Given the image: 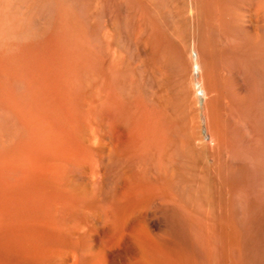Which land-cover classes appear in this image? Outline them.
Listing matches in <instances>:
<instances>
[{
  "label": "bare ground",
  "instance_id": "6f19581e",
  "mask_svg": "<svg viewBox=\"0 0 264 264\" xmlns=\"http://www.w3.org/2000/svg\"><path fill=\"white\" fill-rule=\"evenodd\" d=\"M103 1V0H102ZM111 0H109V2H110ZM121 1V0H120ZM120 1L118 0V2L120 3ZM130 1H132V0H127L126 2L124 1V5L126 6V3H128L127 5V9L129 10V3H130V5H131V2ZM136 1V0H135ZM134 1V2H135ZM161 1H164V2H161ZM91 2H93V0H91ZM95 2H96V0H95ZM114 2H116V1H113V3L111 2V4H112V6L114 7ZM90 3V0H0V264H31L32 263V259H33V256H32V254H33V250H34V248H38V247H40L41 246V248L43 247V244L45 243V241H46V238H48V236H47V229H46V225H45V217H44V204H43V197H44V195H45V193H46V190H47V187L50 185V184H52L53 182H55L56 184H57V188H58V190L59 191H61V192H66V193H71V195L73 194L74 195V198H76V196L77 197H79V196H85V197H88V196H86V195H88V193L89 192H91L90 190V187H89V180L90 179H92V181L94 182V179H93V177H91V176H93L92 175V171H94L95 169L94 168H96L97 170H99L100 172L99 173H101V167L99 168L98 166V163L100 164V162H97L98 161V159H96L95 160V156H93V154L92 153H96V154H98L101 158H102V160L104 161V160H108V162L110 163L111 161H109V159H110V153L111 154H113V152H114V150H116L115 148H114V150H112L111 149V147H112V145L114 144V141H113V144L111 145V144H109V142L111 141V139H113V138H115L116 136H111L112 135V133L108 130V128L109 127H107L106 128V131L104 132L103 130H102V132H101V128H100V125H102L103 123L105 124L106 123V121L108 120V119H106V121L105 122H103L104 121V119H103V121H101V113H103V110H105L104 108H106V107H103V106H105L107 103H110L111 104V101L110 102H108L110 99H109V97H113V95H115V93L113 94V92H115V90L112 92V96H111V94H104V93H101L100 95H98L100 92H102V91H104V90H102L101 89V91H100V88H101V86H99L98 87V85L99 84H97V85H95V83H99V81H98V78H100L102 75H99V76H95L94 74H92V75H94V76H92V80H89L88 78L87 79H85V77H84V80H88L89 82H87L86 84H88V83H90V84H88L86 87L85 86H82V88L83 89H81V86L79 87V85H81V84H79V83H82V82H80L81 81V77H83V75L85 74H88V72L90 71H92V72H95L94 70L96 69H93L94 67H92V69L91 70H89V71H87L86 69H84V70H86L85 72H87V73H85L84 71L82 72L83 73V75H81V74H79V72L81 71L80 69H81V63H80V57H81V55L82 54H80L79 55V45L80 44H84L85 42L83 41V43L81 42V40H80V44L79 45H77L78 44V41H77V44L75 45V48H74V46H73V43H72V41H71V39L70 38H72L73 37V35H75V37L76 36H78L79 34H81V31H80V33L77 35V34H72L71 35V33L72 32H77L76 30H75V28L77 27L76 26V24H79V22H77L78 21V19H79V17L77 18V15H79L80 14V12H79V14H77V11L78 10H80L79 8L83 5V10L84 9H86V7L84 8V6H85V4H89ZM97 3V2H96ZM94 4L95 5V7L98 5V3L97 4ZM102 3H105L104 1L102 2ZM106 3H108V0H106ZM121 3H122V1H121ZM120 3V4H121ZM136 3H139L137 6H135L136 7V10H137V7H138V13L135 11V15H137L136 17H134V15H133V17L134 18H138V25L136 24V27L138 28V34L140 35V37L142 38V43H143V50H144V56H143V59H142V61L140 60V63H138L139 64V67L141 68V70L139 69L138 70V68L139 67H137V72H135L136 70H135V67L137 66V65H135L134 66V74H138V76H139V80H135L136 82H138V84L140 83V87L139 88H141V89H139L138 87V89L139 90H141V93L140 94H138V97L142 94V98H141V100H139L140 102H139V105L137 104L136 106L138 107L139 106V108L138 109H136L135 107V110H140V115H137V116H140V118H139V120H136L137 119V116L135 117L134 116V114H137V112H135V110L133 109V106L131 105L132 104V102H130L129 101V104H130V106H132V109L133 110H130V111H134V112H131V113H129V110H128V112L127 111H125V109L123 110L122 109V107L124 106L123 104H125V106H127L126 105V99L124 100L123 99V101H125V102H120L119 103V101L121 100V98H123L122 96L120 97V96H118L119 94H117L118 93V91H117V93H116V95H115V98H116V96L119 98V101L117 102V104H118V107H120L121 106V104L123 105V106H121L120 107V109L119 108H116V106H117V104H116V102H114V101H117L118 100V98H116V100H115V98L113 97L112 98V100H114L112 103L114 104V106H115V109H113L114 110V112H115V110L117 109V110H122V112H121V114L123 113V115H122V117L124 116V118L129 114L130 116H133L132 118H134L135 120H136V122H134V124L132 123V120L133 119H130V117L127 119V117L125 118V119H127L126 121H129L130 120V122L129 123H131V125L132 126H134V125H136L135 126V129L137 128L138 129V127H140L139 129L140 130H137V131H139L138 132V134H140V139H139V143L135 140V138H133V131L131 132L132 134H129L130 133V129L128 130V136L131 138V136H132V141H133V139H134V141H136L139 145H140V147H136V143L133 141V143H132V148L131 147H129V148H127V149H129V153H131V155L137 150V149H139L138 151H139V153L141 154L143 151H144V153H143V155H144V158H142V161L141 162H145V163H147V162H149V164L151 165V163L150 162H152V164L154 165V164H156L155 162H153V161H147L146 162V160H147V158L145 159V157H147V154H146V152L145 151H147V153H148V149H149V147H151V145H149V143L150 144H152L154 141L153 140H155V141H157V139H156V137H160V138H163V137H170V138H172V136H169V134L171 135V133H175L176 132V134H174L175 135V138H176V136L178 135L177 133H178V131H179V133H180V136H179V138H178V140H176L174 137V139L173 140H171L170 141V139H168V138H164L163 139V142H161V143H163L162 145L160 144V141L158 142V145H160L162 148H163V145L165 144V148H166V145H167V142H169V147H167L166 149H168L169 148V150L171 151L170 153H168L167 155H166V151H168V150H166L165 151V148L164 149H160L159 147H157V146H154L155 145V143H153L152 144V147H156L155 149L156 150H154V151H152V148H150L151 150H150V152L152 151V152H155V151H157V152H159L158 150L160 149V152L163 154H165V156H167L166 158H164V161L162 160L163 159V157H165V156H163L162 157V154L161 153H159L160 155H157V161L159 162V165L161 164L162 165V163H164V165L163 166H161V167H157L156 165L155 166H152V168H153V170H154V172H156V174L153 176V179L155 180H159V182L161 181L162 183H164V185H166V186H168L173 192H174V195H173V197H176L181 203H183V205L185 206H191V208H192V210H193V205H197V202L198 201H200V202H202L201 200H202V198H203V193L205 194V192H203L206 188H204V190H203V186H202V183H203V181H202V183L200 184V179L197 177V175L199 174V177H200V175H202V173L200 174V172L199 173H197L199 170H197V166H199V165H197L200 161H199V159L202 157V154L203 155H206V157H208L209 156V158L210 159H212V162L215 164V166L217 167V172L215 173V171L214 172H212V170L214 169V168H212V170H211V172L214 174L215 173V175H217V177L219 178V175L221 174V172L222 173H224L225 174V176H226V179L227 180H229L228 182H233V183H238V181H240L239 179H237V175H239L240 174V172L242 171V169L240 168V167H237L236 166V162L237 161H235V166L236 167H233L232 165H230L231 163H233V162H231L230 164H227V162H226V160H227V157H228V155H229V152H231V145H232V138H234V137H232V135H231V131L230 130H232V129H230L229 128V124H230V122H228V120L230 119V118H232V121H233V116H236V117H234V119L235 118H237V119H239V120H243L244 122H247V123H245L246 125L247 124H249L250 122V124H252V126L254 127V125H253V121H252V118L253 117H257V114H255L256 112H257V110H256V112H255V109H256V107H255V104H256V101L260 98V97H263L264 96V76H263V74H264V72H263V69H262V73L261 72H259V74H256V75H260V73L262 74L261 76H262V78L263 79H261L260 81L261 82H257V84H260V86H262L261 87V89H262V91H261V93H259V92H257L258 90H256V87H257V84H256V86H255V80H254V78H252V77H254L255 76V74L253 75V71H256V70H260L259 68H256V70L254 69L251 73H250V75H251V78L250 77H248V76H246L245 75V73H246V70L247 71H249L250 69H249V67L252 65V64H254V63H256L255 61H254V63H252V64H250V66H248L247 67V61L248 60H243V62H245V64L244 65H242V64H240L241 65V67L243 66H246L247 68H245V69H242V71L244 70L245 71V73H244V75H242L241 73H240V70H239V68L237 67V66H235L237 63H236V60H237V58L238 57H236V60H235V62H234V57H235V53L237 52V48H235L236 49V52H235V49L234 50H231V48L230 47H232V46H230L229 44H230V41H233V42H235L236 44H237V46H234V47H238L239 45L241 46L242 44L244 45L245 43H249V45L250 46H252L251 48H253V50H254V53H253V56H252V59L254 58V60H256V61H258V62H264V0H140V1H137ZM99 4L102 6V4H101V0H100V2H99ZM110 4V3H109ZM110 4V5H111ZM116 4H117V2H116ZM100 5H98V6H100ZM105 5L106 4H103V7L104 8H100L101 9V11H102V14H103V12L105 11ZM109 5V6H110ZM123 5V7H125ZM90 6H91V4H90ZM98 6L96 7L97 8V10H98ZM111 6V7H112ZM116 6L117 5H115V8H116ZM121 6V5H120ZM132 6V5H131ZM87 7H89V5L87 6ZM93 7V6H92ZM110 7V8H111ZM119 7V6H118ZM122 7V6H121ZM120 7V8H121ZM122 7V8H123ZM133 7V6H132ZM132 7H130V12H131V9L133 10V13H134V9L132 8ZM82 8H81V11H82ZM90 8V7H89ZM96 8H93V9H95L96 10ZM108 9H109V7H107ZM100 9H99V11H100ZM102 9H104V10H102ZM107 9V10H108ZM112 9H114V8H112ZM112 9H109V10H111L112 11ZM116 9H118V8H116ZM127 9H126V11H127ZM87 10H88V8H87ZM94 10V11H95ZM106 10V11H107ZM84 11H86V10H84ZM92 11V10H91ZM111 11H109L110 13H111ZM117 11V10H116ZM83 12V11H82ZM93 12V11H92ZM108 12V13H109ZM118 12V11H117ZM119 12H122V10L121 11H119ZM123 12H125V11H123ZM129 12V13H130ZM87 13H88V11L86 12V15H87ZM107 13V12H106ZM126 13H128V12H126ZM137 13V14H136ZM84 13H82L81 15H83ZM90 15H91V13H89ZM93 14V13H92ZM99 14V13H98ZM101 14V13H100ZM99 14V15H100ZM104 14H105V12H104ZM114 14H118V13H114V11H113V13L111 14V16H114ZM86 15H84L83 17H85ZM125 15H127V14H125ZM131 15L132 14H130L129 15V19H126V21L127 20H130L132 17H131ZM89 16V15H88ZM94 16V15H93ZM92 16V17H93ZM96 16V15H95ZM106 16H108V18H111V16H109V14L108 15H106L105 14V19L106 20H108V18H106ZM83 17H82V19H83ZM90 17V16H89ZM91 17V18H92ZM97 17V16H96ZM99 17V16H98ZM101 17H102V15H101ZM103 17H104V15H103ZM114 17H116V18H118V15L117 16H114ZM121 17H122V14H121ZM131 17V18H130ZM91 18H90V20H91ZM94 18V17H93ZM126 18H128V15H127V17ZM63 19H65V20H63ZM85 19V18H84ZM89 19V18H88ZM88 19H86V20H88ZM95 19V18H94ZM98 19V18H97ZM102 19V18H101ZM100 19V20H101ZM90 20H89V22H90ZM103 20V19H102ZM113 20H114V18H113ZM116 20H118L117 21V24H115V25H117V29H116V26L114 27L116 30H114V31H119V29H120V26H121V24H120V26H119V23H120V21H119V19H116ZM122 20V19H121ZM137 20V19H136ZM135 20V21H136ZM82 21H85V20H82ZM93 21V20H92ZM91 21V22H92ZM97 22H98V20H96ZM104 21V20H103ZM135 21L132 23V24H135ZM77 22V23H76ZM89 22H88V24H89ZM95 21H93L92 23H94ZM100 22V21H99ZM102 22V21H101ZM111 22V19H110V21H109V23ZM115 22V21H114ZM114 22H111V23H114ZM119 22V23H118ZM123 22L126 24V23H128V22H125L124 20H123ZM130 22H132L131 20H130ZM137 22V21H136ZM68 25H67V24ZM82 23V22H81ZM85 23V22H84ZM83 23V24H84ZM108 23V24H109ZM116 23V22H115ZM159 23H161V24H163L164 25V27H165V30H166V32L164 33V31H163V29H164V27H163V25H161L162 26V31H163V37L161 36L160 38H163L164 39V41H165V39L167 38V40H168V36H171V37H174V39L176 40V38L178 39L177 41H179V43L180 44H178V42H177V44H178V46L180 45V48L178 49L179 50V55H178V57H176L175 59H176V62L174 61V60H172L171 62H173L172 63V66H175V68L174 69H171V68H169L168 67V63L165 61V59L163 58V56L165 55V57H167V56H169V55H171V57H172V55L174 54L175 55V50L176 49H173L174 50V52H172L171 50V52L173 53V54H171V53H169V50L168 49H166L165 47H163V49L165 48L166 50H168V52L167 53H165L164 55L162 54V52H161V54L163 55H159V51H161V50H159L158 48H160L159 47V44L161 43V42H159V40L157 41V43H159L158 44V48L155 46V40L156 39H159V36H157V35H160L159 33L161 32H159V29L158 28H160L159 26H158V24ZM91 24V23H90ZM89 24V27L91 26ZM95 24H97V23H95ZM101 25L102 24H105V23H100ZM124 24V26L126 27L128 24L130 25L129 27H131V24L130 23H128V24H126L125 25ZM64 25H66L65 27H64ZM93 26H94V24H92ZM80 27L81 26H83V25H79ZM105 26V25H104ZM107 26V27H106ZM106 26H105V28H109L108 27V25H107V22H106ZM110 26V25H109ZM112 26V25H111ZM132 26H134L135 27V25H132ZM67 27V28H66ZM95 27H97V25H95L94 26V29H97V28H95ZM100 27V26H99ZM103 27V26H102ZM101 27V28H102ZM119 27V28H118ZM125 27H122V28H125ZM129 27L128 28H125V32L126 31H128V29H129ZM133 27V28H134ZM135 27V28H136ZM84 28V27H83ZM82 28V29H83ZM85 28H86V25H85ZM91 28V27H90ZM112 28H113V26H112ZM136 28V29H137ZM81 29V28H80ZM93 29V30H94ZM104 29V28H103ZM103 29H98V30H103ZM127 29V30H126ZM131 29V28H130ZM75 30V31H74ZM77 30H78V28H77ZM84 30V29H83ZM89 30H91V29H89ZM108 30H110V29H108ZM124 30V29H123ZM123 30H121L122 32H123ZM134 29H132V31H133ZM161 30V29H160ZM85 31H88L87 29L85 30ZM85 31H83L84 33H86ZM92 31V30H91ZM107 31V30H106ZM117 31V32H118ZM79 32V31H78ZM77 32V33H78ZM82 32V33H83ZM95 32V31H94ZM93 32V33H94ZM96 32L98 33L99 31H97L96 30ZM108 32V31H107ZM120 32V31H119ZM87 33H89V32H87ZM91 33V32H90ZM113 33V32H112ZM129 33L130 32H128L127 34L129 35ZM133 33V32H132ZM99 34H101V33H99ZM117 35L119 34V33H116ZM122 34V33H121ZM126 34V35H127ZM134 34V36H135V33H133ZM83 35V34H82ZM96 35V34H95ZM104 35V34H103ZM120 35V34H119ZM119 35L117 36V38H120V37H123V36H126V35H124V33H123V35L122 36H120L119 37ZM139 35H137L136 34V36L137 37H139ZM162 35V34H161ZM165 35L167 36V37H165ZM69 36V37H68ZM85 36H88L89 37V35L88 34H85ZM91 36V35H90ZM93 36V35H92ZM91 36V37H92ZM98 35H96V37H97ZM101 36V35H100ZM108 36V35H107ZM106 36V37H107ZM112 36V35H111ZM116 36V35H115ZM136 36H135V38H136ZM94 37V36H93ZM92 37V38H93ZM96 37H94V40H95V38ZM128 37V36H127ZM130 37V36H129ZM158 37V38H157ZM176 37V38H175ZM68 38V39H67ZM79 38H81V37H79ZM98 38L100 39V37H97L96 39L98 40ZM114 37H112V39H113ZM141 38H139V40L141 39ZM75 38H73L72 40H74ZM81 39H83V38H81ZM91 38H89L88 39V41L90 40ZM106 39V38H105ZM115 39V38H114ZM127 39V38H126ZM137 39V38H136ZM84 40H85V38H84ZM97 40H95V41H97ZM101 40H103V39H101ZM122 40H124V39H122ZM122 40H121V42H122ZM128 40H129V38H128ZM130 40H132V37H131V39ZM134 40V39H133ZM138 40V39H137ZM137 40H135L136 42H137ZM161 40V39H160ZM173 40V39H172ZM174 40V41H175ZM76 41V39L74 40V42ZM85 41H87V40H85ZM93 41V40H92ZM91 40H90V42H92ZM94 41V42H95ZM100 41V40H99ZM108 41V40H107ZM112 41V40H111ZM111 41H110V43H111ZM135 41H133V42H135ZM170 41V40H169ZM101 42V41H100ZM117 42H119V41H117ZM116 42V43H117ZM125 42L127 43V40L126 41H123L122 42V44L124 43V46H125ZM129 42V41H128ZM135 42V43H136ZM232 42V43H233ZM108 43V42H107ZM171 43V42H170ZM175 43V42H174ZM86 44H87V42H86ZM88 44H90V45H92L91 43H88ZM95 44V43H94ZM93 44V45H94ZM97 44H99L98 45V47L99 46H101L100 44L101 43H99V42H97ZM112 44V43H111ZM111 44L109 45V46H111ZM118 44V43H117ZM121 44V43H120ZM121 44V45H122ZM130 45H128L129 47L133 44H131V41H130V43H129ZM163 44V43H162ZM165 44V43H164ZM167 44H169L168 43V41L166 42V45ZM171 44H173V43H171ZM89 45V46H90ZM113 45V44H112ZM136 45H137V43H136ZM135 45V46H136ZM157 45V44H156ZM233 45H234V43H233ZM243 45L241 46V47H239V48H242L243 47ZM79 47L78 48V50L76 49V47ZM82 46H84V45H82ZM127 46V47H128ZM135 46H134V44H133V49L135 50ZM137 46H139V45H137ZM137 46H136V48H137ZM154 46L156 47V52H154ZM162 46V45H161ZM164 46V45H163ZM167 46H169V45H167ZM173 47L175 46V45H172ZM248 46V45H247ZM86 47V46H85ZM84 47V48H85ZM108 47V46H107ZM120 47H122V46H120ZM126 47V46H125ZM125 47L124 48H122V49H125ZM65 48H66V50H65ZM93 48L94 49H96V47H93V46H91V49L93 50ZM131 48V47H130ZM139 48V47H138ZM137 48V50H139ZM162 48V47H161ZM169 48V47H168ZM170 48H171V46H170ZM175 48H176V46H175ZM86 49V48H85ZM97 49H99V48H97ZM102 49V48H101ZM141 49V48H140ZM64 50H65V52H64ZM82 50V49H81ZM80 50V51H81ZM89 49H87V51H88ZM116 50V49H115ZM130 49L129 48H127V52L129 51ZM132 50V49H131ZM133 50V51H134ZM137 50H135V51H137ZM143 50H141V51H143ZM157 50H159L158 52L159 53H157ZM240 50V49H239ZM238 50V51H239ZM246 50V49H245ZM252 50V49H251ZM86 51V50H85ZM87 51H86V55H88L89 53H87ZM90 51V50H89ZM88 51V52H89ZM99 51V50H98ZM97 51V52H98ZM101 51V50H100ZM112 51H114V50H112ZM119 51H120V49H119ZM124 51V50H123ZM135 51H134V53L133 52H131L130 51V53L132 54V56H133V58L135 59V57H134V55L137 53H135ZM140 51V50H139ZM163 51V50H162ZM165 51H163V52H165ZM241 51V50H240ZM247 51H248V47H247ZM79 52V53H78ZM93 52V51H92ZM109 52V51H108ZM126 52V53H127ZM244 52V51H243ZM250 52H252V51H250ZM82 53V52H81ZM94 53H96V52H94ZM93 53V56H91L92 58L94 57V54ZM99 53H101V52H98L97 54V57H99ZM103 53V52H102ZM126 53L124 54V55H126ZM129 53V52H128ZM127 53V54H128ZM140 53V52H139ZM177 53V52H176ZM240 53V52H239ZM238 53V54H239ZM246 53H248V52H246ZM104 54H106V53H104ZM104 54H102V55H100L101 57L102 56H104ZM121 54H122V52H121ZM168 54V55H167ZM241 54H242V51H241ZM83 55H85V52H84V54ZM90 55H92V54H90ZM108 55V54H107ZM107 55H105V58H104V60L106 61V56ZM111 55V54H110ZM123 55V56H124ZM167 55V56H166ZM173 55V57L171 58V59H173L175 56ZM244 56H243V58L242 59H244V57H245V52H244V54H243ZM247 56H248V54H246ZM250 56H251V54H249ZM89 56V55H88ZM119 56V55H118ZM128 55H126V57H127ZM130 56V55H129ZM132 56H130V57H132ZM137 56L139 57V55H138V53H137ZM136 56V57H137ZM177 56V55H176ZM245 57V58H248V57ZM97 57H94V58H96V59H98ZM100 57V58H101ZM110 57V56H109ZM114 57V56H113ZM141 57V56H140ZM240 57V59H241V56H239ZM118 58V57H117ZM125 58V57H124ZM128 59H129V57H127ZM132 58V59H133ZM168 58L169 57H167L166 58V60H168ZM251 58V57H250ZM83 60H84V62H85V56H84V58H82ZM88 59V58H87ZM89 59H90V57H89ZM88 59V60H89ZM95 59V60H96ZM111 59V58H110ZM128 59H124V60H128ZM133 59V60H134ZM137 59V58H136ZM139 59V58H138ZM137 59V61H136V63L139 61ZM141 59V58H140ZM249 59V58H248ZM82 60V61H83ZM93 60V59H92ZM104 60H102V61H104ZM121 60H123V57H122V59ZM121 60L118 62V63H120L121 62ZM130 60V59H129ZM232 60V61H231ZM239 60V59H238ZM91 61V60H90ZM89 61V62H90ZM98 61V60H97ZM104 61V62H105ZM108 61H110V60H108ZM130 61H132V60H130ZM135 61V60H134ZM250 61V60H249ZM253 61V60H252ZM88 61H86V63H87ZM88 62V63H89ZM96 62V61H95ZM101 62V61H100ZM103 62V64L105 65V63ZM114 62V60L112 61V63ZM127 62H129V61H127ZM231 62H232V64H231ZM257 62V63H258ZM97 63H99V62H97ZM108 63V62H107ZM111 63V64H112ZM117 63V64H118ZM135 63V64H136ZM151 63H154V70L152 69V67H150V65H151ZM175 63V65H173ZM233 63H236V64H233ZM238 63H239V61H238ZM79 64H80V67H79ZM84 64V63H83ZM91 64V63H90ZM99 64H101V63H99ZM109 65H110V63H108ZM107 64V65H108ZM117 64H113V67L116 65V67H118V68H120L121 67V65H122V68H123V64H121L120 66L119 65H117ZM124 64H126V62L124 63ZM130 64H131V62H130ZM133 64V63H132ZM141 64V65H140ZM170 64V63H169ZM94 66H96L95 65V63L93 64ZM92 65V66H93ZM98 65V64H97ZM104 65H100V67H104ZM108 65V66H109ZM128 65H129V63H128ZM134 65V64H133ZM132 65V66H133ZM171 65V64H170ZM240 65H238V66H240ZM256 66L258 65V64H255ZM263 65V64H262ZM261 65V66H262ZM83 66V65H82ZM88 66H91V65H88ZM85 67V64H84V66L83 67H85V68H89V67ZM127 66V65H126ZM153 66V65H152ZM264 66V65H263ZM82 67V68H83ZM99 67V65H98V68H100ZM112 67V68H113ZM129 67V68H128ZM171 67V66H170ZM257 67H259V66H257ZM111 68V69H112ZM118 68H117V70H116V68L114 67L112 70L113 71H118ZM126 69H122L123 70V72H125V70H126V72H127V74L125 75V76H128V74H131L133 71H132V69H131V66H127V67H125ZM131 69V71H127L128 69ZM150 68L153 70V72H152V74H153V77H154V79H152V81H154L153 82V85H151L152 87H150V84H151V78H152V76H151V74H150ZM173 68V67H172ZM261 68V67H260ZM264 68V67H263ZM78 69L80 70L79 72H78ZM108 68L106 67L105 68V71L103 72V69L101 68L100 70H99V72H101V70H102V73H106L108 70H107ZM110 69V68H109ZM121 69V68H120ZM119 69V70H120ZM111 70V71H112ZM110 71V72H111ZM113 71L111 72L112 74H114L113 73ZM258 71H257V73H258ZM109 72V71H108ZM97 73H98V71H97ZM119 71H118V76H119ZM247 73H249V72H247ZM246 73V74H247ZM121 75H122V73H120ZM124 74V73H123ZM81 77H80V76ZM90 74H88V76H89ZM97 75V74H96ZM249 75V74H248ZM249 75V76H250ZM107 76V77H106ZM106 76H103V78H104V81H101V83H100V85H102V82L104 83L105 81H107L106 79H108V75H106ZM109 76H110V73H109ZM114 75H111V79L110 80H112ZM116 77H117V74L115 75ZM124 76V75H123ZM123 77L122 78V76H120V78H121V80L123 81V80H125L124 78H128V77H130V75L128 76V77ZM134 76H136V75H134ZM134 76L133 75H131V77L130 78H128V80L129 79H132V80H134V79H136V78H134ZM138 76H136V77H138ZM151 76V77H150ZM261 76H259V78L261 77ZM90 77V76H89ZM106 77V78H105ZM134 79H133V78ZM256 77V76H255ZM80 78V79H79ZM119 77L117 78V79H120ZM91 79V78H90ZM101 79H102V77H101ZM114 79H116V78H114ZM138 79V78H137ZM80 80V81H79ZM131 80V81H132ZM259 80V79H258ZM92 81H93V84H92ZM97 81V82H96ZM115 81V80H114ZM121 81V83H123ZM126 81V80H125ZM110 82H111V85L110 86H112L113 84H112V81H109L108 80V82H107V84H110ZM128 81H126V85L127 84H129V83H127ZM130 82V81H129ZM133 82V81H132ZM132 82H130V85H129V87L130 88H132L131 86H133L134 84H132L131 85V83ZM117 83H120V81L119 82H117ZM135 83V82H134ZM84 84H85V82H84ZM85 84V85H86ZM124 84H125V82H124ZM199 85V87H196V85ZM83 85V84H82ZM89 85H90V87H89ZM93 85V86H92ZM94 85L96 86L95 88H94ZM104 86H107L106 85V83H104L103 84ZM115 85H116V83H115ZM122 85V84H121ZM121 85L119 84V86L121 87ZM109 86V85H108ZM114 86V85H113ZM117 86V85H116ZM118 86V87H119ZM123 86H125V85H123ZM123 86H122V88H123ZM135 86V85H134ZM133 86V87H134ZM126 87V86H125ZM96 88H98L97 90V93L98 94H96V92H95V90H96ZM102 88L104 89V87L102 86ZM112 88V87H111ZM130 88H129V90H130ZM137 88H133V89H137ZM257 88H259L260 89V87H257ZM117 89V88H116ZM119 89V88H118ZM117 89V90H118ZM125 89H127V88H125ZM199 89H200V91H201V94L199 93ZM109 90V89H108ZM113 90V89H112ZM111 90V91H112ZM127 91L128 93H131L130 94V96L133 94L134 95V93L135 92H133L132 90H130V91ZM136 91V92H140V91ZM111 91H110V93H111ZM121 91H123V90H120L119 89V92H121ZM125 92V91H124ZM133 92V93H132ZM108 93V92H107ZM126 93V92H125ZM128 93H126L127 95H129ZM104 95V97H103V95ZM120 94H122V93H120ZM102 95V96H101ZM108 95H110V96H108ZM262 95V96H261ZM98 96H100V97H98ZM129 96V97H130ZM102 97V98H101ZM134 97H136V95H134V96H132V97H130V99L132 98V99H136V98H134ZM129 99V98H128ZM127 99V100H128ZM129 99V100H130ZM261 100H262V98H260ZM132 101V100H131ZM260 101V100H259ZM128 102V101H127ZM136 102H137V100H136ZM261 102H263V100L261 101ZM66 104V103H69L68 105H70V106H72V107H74V110H75V114L74 113H72L71 112V114H74V115H72V116H74V119H73V122H72V118H71V114L69 115V117H70V119H68L69 117H67L68 116V114H69V108L67 107V106H65V107H67L68 108V114L66 113V114H64V116L65 115H67L66 117L67 118H64V119H66V121L65 122H67L68 120H71V122L70 121H68L69 122V124L68 125H65V124H67V123H65L64 122V124H61V122H63V114L62 113H65L64 112V110H61V109H64L62 106H63V104ZM133 103H134V101H133ZM110 104H107L108 105V108H109V105ZM67 105V104H66ZM134 105V104H133ZM152 105L154 106V105H156V106H159L160 108H162V110L163 111H161V112H159V110H160V108L157 110V112H159V113H164V112H166V114H163V115H165L164 116V118H160V121H163L162 119H164V122L166 121L165 120V118H167L168 119V117H170V116H168V114L170 113L171 114V112H169L168 114H167V111L165 110L164 111V109H166L167 107H169L170 108V110H171V108H172V110H174V115L177 113V119L178 120H180L178 123L176 122V123H174L175 125L176 124H178L177 125V127H178V129H177V127H175L176 129H177V131H175V129H174V132H171V133H169V134H167V130L168 131H170L171 130V128H170V130H169V128H165L164 129V127L163 126H161V125H164L165 123H163V122H158V118L160 117V115L159 114H157V118L155 117L156 116V114H154L153 116H154V118H156L157 120H155L154 118H153V116H152V114L153 113H156L155 111H154V108H156L155 106L154 107H152ZM258 105V104H257ZM261 105H262V103H261ZM261 105H259V106H261ZM113 105L111 104L110 105V108L112 107ZM129 106V105H128ZM129 106V107H130ZM102 107V108H101ZM150 107H152L153 108V111L150 109ZM67 108H65V109H67ZM106 109L105 111L106 112H109L110 111V116H112L113 115V111H112V109L111 110H109V109ZM112 108H114V107H112ZM124 108V107H123ZM125 108H127V107H125ZM258 108V107H257ZM71 109V111L73 110L72 108H70ZM100 109H102V110H100ZM131 109V108H130ZM157 109V108H156ZM168 109V108H167ZM260 109V108H259ZM263 109V106H262V108H261V110ZM116 110V113L117 112H119V111H117ZM169 110V111H170ZM62 111V112H61ZM101 111V112H100ZM105 111H104V113H105ZM111 111L113 112L112 113V115H111ZM152 111V112H151ZM74 112V111H73ZM99 112H100V115H99ZM126 112V113H125ZM133 113V114H132ZM259 113H262V112H260L259 111ZM263 113H264V111H263ZM106 115H108V113H105ZM104 114V115H105ZM119 114H120V112H119ZM120 114V115H121ZM124 114H127V115H124ZM139 114V113H138ZM254 114H255V116H254ZM103 115V114H102ZM118 115V113L117 114H115V116H117ZM120 115H118V116H120ZM162 115V114H161ZM162 115V116H163ZM166 115H167V117H166ZM261 116H262V114H260ZM264 115V114H263ZM114 115L112 116L113 118L115 117ZM117 116V122H118V119H124V118H120V117H118ZM103 117V116H102ZM107 117V116H106ZM111 117V118H112ZM175 117V116H174ZM172 115H171V118L170 119H173L174 118ZM264 117V116H263ZM104 118H105V116H104ZM107 118H109V116L107 117ZM113 118H112V123H113V125H115V124H117V122L116 123H114L115 121H116V119H114L115 121L113 122ZM261 118V117H260ZM170 119H169V121H170ZM235 120V121H237V123H238V120ZM254 119V118H253ZM62 120V121H61ZM135 120H133V121H135ZM176 120V119H175ZM256 120V119H255ZM258 120V119H257ZM260 120V119H259ZM258 120V121H259ZM125 122L124 120H119V122H120V125H121V122ZM138 121L140 122L139 124H140V126H138L137 127V124H138ZM158 123H157V122ZM169 121H167V123L169 122ZM260 121H262V120H260ZM259 121V122H260ZM119 122H118V124H119ZM122 122V123H123ZM172 122H173V120H172ZM171 122V123H172ZM175 122V121H174ZM240 122V121H239ZM70 123L72 124L73 123V130H72V126H70ZM102 123V124H101ZM107 123L109 124L110 122H109V120L107 121ZM107 123L105 124V125H107ZM112 123H110L109 125H110V128H111V125H112ZM135 123H137V124H135ZM159 123H161V125H159ZM170 123V124H171ZM229 123V124H228ZM242 121H241V123H240V127L242 126ZM257 122H254V124H256ZM262 124L264 123V122H261ZM63 126H66V128L67 127H69L70 126V134H72V132L74 133V140H73V142H71V138L70 137H67V140H70V142L69 141H67L68 143H70V145L69 144H65L66 143V136H67V134L64 132V130L62 131L61 130V125ZM103 124V125H104ZM117 124V125H118ZM125 124V123H124ZM127 124V123H126ZM125 124V125H126ZM138 124V125H139ZM156 124H157V126H156ZM174 124L172 125V127L174 126ZM233 124V123H232ZM235 124V123H234ZM261 124V125H262ZM108 125V126H109ZM113 126L114 128V132H116L117 131V133H118V130L116 129V127L117 128H120V127H118V126H120V125H118V126ZM124 125V126H125ZM130 125V124H129ZM129 125H126L127 127H129V128H131ZM159 125V126H158ZM169 125V124H168ZM167 125V126H168ZM170 125V126H171ZM237 125V124H236ZM238 125H239V123H238ZM245 125V126H246ZM257 125H259V124H257ZM260 125V126H261ZM122 126V129L123 128H125L124 126H123V124L121 125ZM165 130H163L161 127ZM166 126V127H167ZM169 126V127H170ZM235 126V125H234ZM245 126H242L243 128L245 127ZM251 126V125H250ZM103 127V126H102ZM156 127H157V131H160V133H158V132H156ZM231 127V126H230ZM236 127V126H235ZM256 127V126H255ZM262 127V126H261ZM63 128V127H62ZM158 128H161V129H159L158 130ZM248 128V129H247ZM247 128H245L246 129V131H248L249 129H251V128H249V126L247 127ZM259 128V127H258ZM122 129H120V130H122ZM127 129V128H126ZM125 129V130H126ZM132 129V128H131ZM134 129V130H135ZM236 129H237V127H236ZM71 130H72V132H71ZM163 130V131H162ZM234 130V132H235V128L233 129ZM239 130V129H238ZM244 130V129H243ZM261 130H263L264 131V126H263V129H261ZM62 131V132H61ZM67 131V132H68ZM127 131V130H126ZM136 131V130H135ZM136 131V132H137ZM173 131V130H172ZM240 131V130H239ZM242 131V130H241ZM240 131V132H241ZM250 131H252V129L251 130H249L248 131V133H247V140H248V138H251L252 137V134H254V132L252 133H250ZM258 131V130H257ZM111 133V135H110V133ZM113 132V133H114ZM120 133H116L117 135H120L121 134V131H119ZM124 132V131H123ZM135 132V135L137 134ZM165 132V133H164ZM233 132V131H232ZM236 132H237V130H236ZM239 132V133H240ZM244 133H245V130L243 131ZM262 132V131H261ZM261 132H258V134L260 133V135H261ZM63 134V137H64V134H66V136L62 139V134ZM126 133V132H125ZM160 134L159 136H157L158 134ZM167 134L166 136L165 135H163L162 136V134ZM239 133H237L238 135H239ZM244 133L242 134V135H244ZM124 134V133H123ZM235 134V133H234ZM251 134V135H250ZM257 134V135H258ZM114 135H115V133H114ZM127 135V134H126ZM131 135V136H130ZM173 135V136H174ZM256 135V134H255ZM68 136H70V135H68ZM72 136V135H71ZM120 136H124V135H120ZM120 136H118V138H120ZM137 136V135H136ZM136 136H134V137H136ZM245 136V135H244ZM243 136V137H244ZM249 136V137H248ZM251 136V137H250ZM259 136V135H258ZM262 136V135H261ZM261 136H259V138L261 137ZM97 137H99V138H97ZM236 137V136H235ZM257 136H255V138H256ZM264 137V136H263ZM117 138V139H118ZM129 138V139H130ZM240 138V137H239ZM253 138V137H252ZM252 138L250 139V140H252ZM258 138V137H257ZM62 139V140H61ZM97 139V140H96ZM121 139V138H120ZM119 139V140H120ZM235 140H237L236 138H234ZM243 139V138H242ZM261 140L263 139L262 137L260 138ZM64 140V141H63ZM122 140H123V137H122ZM122 140H120V142L122 141ZM131 140V139H130ZM159 140V139H158ZM162 140V139H161ZM166 142H165V141ZM167 140H169V141H167ZM239 140V139H238ZM254 140V139H253ZM125 141H126V139H125ZM153 141V142H152ZM242 141V140H241ZM255 141L256 140H254V142H251V141H249V142H251V143H255ZM64 142V144H62ZM119 142V141H118ZM131 142V141H130ZM129 141L127 142V143H130ZM165 142V143H164ZM233 142H234V140H233ZM243 142H245L246 143V141H243ZM71 143L73 144V145H71ZM112 143V142H111ZM124 143H126V142H124ZM236 143V142H235ZM237 143H238V141H237ZM242 143V142H241ZM244 143V144H245ZM257 143H259V142H257ZM262 143V142H261ZM108 144L109 145H111L110 147H108ZM117 144H119V143H117ZM156 144H157V142H156ZM240 144V143H239ZM64 145V146H63ZM66 145H68L69 147H68V149L70 148V146H72L71 147V149H70V151L67 149V147H65ZM127 145H129V144H127ZM134 145H135V147L137 148V149H135L134 148V150L135 151H132V149H133V147H134ZM167 145V146H168ZM249 144H247V146H248ZM255 145V144H254ZM263 145H264V142H263ZM116 146V145H115ZM129 146H131V144L129 145ZM237 146V145H236ZM243 146V145H242ZM242 146L240 147V148H242ZM245 146V145H244ZM251 146V145H250ZM250 146H249V148H250ZM253 146V145H252ZM260 146L262 147V145L260 144L259 145V148H260ZM124 147V146H123ZM126 147V146H125ZM124 147V148H125ZM176 147H179L180 148V150H179V148H177L176 149ZM255 147V146H254ZM113 148V147H112ZM120 148V147H119ZM141 148H142V151H141ZM232 148L234 149L235 147H234V145H232ZM237 148H239V147H237ZM236 148V149H237ZM244 148V147H243ZM247 148V147H246ZM245 148V149H246ZM256 148V147H255ZM118 149V148H117ZM126 149V148H125ZM146 149V150H145ZM158 149V150H157ZM108 150V151H107ZM162 150V151H161ZM178 151V154L180 155V154H182V153H179L180 151H182L183 152V155H184V157H185V159H183L184 157L183 156H181L180 155V157L183 159L182 160V163H180V165L179 166H177L176 164H178V162L179 161H177V163L175 164V161H173V158L176 156H173V154H174V151ZM244 150V149H243ZM253 150H255V149H253ZM257 150H260V149H257ZM262 150V149H261ZM264 150V149H263ZM120 151V150H119ZM237 150H235V152H236ZM239 151V150H238ZM242 151V150H241ZM245 151V150H244ZM244 151H242V153L244 152ZM249 151V150H248ZM248 151H246L247 153H251L250 151L248 152ZM122 152V151H121ZM127 153L128 151L127 150H125L124 151V153ZM137 152V151H136ZM135 152V153H136ZM149 152V153H150ZM169 152V151H168ZM234 152V153H235ZM259 152H261V151H259ZM117 153V152H116ZM115 152H114V154H115V156L116 157H118V155L116 154ZM128 153V154H129ZM139 153L137 154V155H139ZM231 153H233V152H231ZM238 153V152H237ZM236 153V154H237ZM254 153V152H253ZM252 153V154H253ZM91 154H92V156L94 157V160H93V157H91ZM123 154V153H122ZM150 154H152V153H150ZM155 154V153H154ZM154 154H152L153 156H154ZM176 154H177V152H176ZM252 154H249V155H251V157L250 156H248V157H250L249 159H252ZM256 154H257V152H256ZM258 154H262V153H258ZM257 154V156H258V159H259V155ZM131 155H129V158L131 157ZM137 155H135V156H137ZM142 154H141V156H143ZM151 155V156H152ZM237 155H239V153L237 154ZM245 156V155H247V154H245V152H244V154H241V159H240V157H233V156H236V155H231L232 157V161H233V159H235L236 160V158H238V160H242V156ZM99 156L97 157L96 156V158H99ZM128 156V155H127ZM126 155H125V157H127ZM133 156V155H132ZM140 156V155H139ZM161 157V158H159V157ZM254 156V155H253ZM256 156V155H255ZM256 156V157H257ZM148 157H150L149 155H148ZM176 157H178V155L176 156ZM205 157V156H204ZM206 157H205V161L204 162H206L209 158H207V160H206ZM255 157V158H256ZM263 157H264V154H263V156L261 157L262 159H263ZM90 158H92L91 159V161H90ZM112 158H113V155H112ZM132 158V157H131ZM139 157L137 156V158L136 159H138ZM151 158V157H150ZM154 159H155V156L153 157ZM230 158V159H231ZM245 158H247L246 156H245ZM260 158V159H261ZM115 159V158H114ZM117 159V158H116ZM124 159H126V158H124ZM123 159V160H124ZM136 159H135V161H136ZM143 159L145 160V161H143ZM178 159V158H177ZM248 159V158H247ZM249 159H248V161H249ZM254 159V158H253ZM252 159V160H253ZM258 159H256L257 160V162L258 163H260L261 164V161L259 162L258 161ZM261 159V160H262ZM92 160H93V162L94 161H96L97 163H91L92 162ZM102 160H99V161H101L102 163H103V161ZM119 160H120V163H121V166H122V164L124 165V163L123 162H125V163H127L129 160H131V159H127V160H124L123 162H121V156H120V158H119ZM140 160H141V158H140ZM150 160H152V158L150 159ZM175 160V159H174ZM179 160H180V158H179ZM184 160H185V162H184ZM202 160V159H201ZM244 160V159H243ZM242 160V161H243ZM264 160V159H263ZM131 161H133V160H131ZM139 161V160H138ZM160 161H163V162H160ZM181 161V160H180ZM230 161V160H229ZM240 161H238V162H240ZM241 161V162H242ZM107 162V163H108ZM115 162H116V160H115ZM118 162V161H117ZM137 162V161H136ZM135 162V163H136ZM140 162V161H139ZM140 162V163H141ZM207 162H209V165H210V162L211 161H207ZM206 162V163H207ZM211 162V163H212ZM244 162H247L246 160H244ZM251 162L252 161H250V163L249 164H251ZM253 162H256V161H253ZM256 162V163H257ZM264 162V161H263ZM105 163V162H104ZM108 163V164H109ZM113 163V162H112ZM133 163V162H132ZM134 163V165L136 166H134L133 164H131L130 163V166H134L135 167V170H137V164H135ZM138 163V162H137ZM184 163V164H183ZM201 163H203V162H201ZM212 163V164H213ZM93 164H95V166L96 165H98V166H96V167H93L94 165ZM108 164H102V168H103V171L104 172H108L107 171V167H106V165L108 166ZM114 164L115 163H113V164H111V167L112 166H114ZM139 164V163H138ZM158 164V163H157ZM181 164H183V165H181ZM204 164V163H203ZM208 164V163H207ZM234 164V163H233ZM90 165H92L91 167H93V169H92V171H91V167H90ZM101 165V164H100ZM128 165V164H127ZM146 166V164H143L142 165V167L143 166ZM158 165V166H159ZM202 165V164H201ZM209 165H207V167L209 166ZM251 165H253V164H251ZM257 165H259V164H257ZM256 165V166H257ZM262 165V164H261ZM110 166V165H109ZM108 166V167H109ZM120 166V164H118L117 163V166H116V164H115V166H114V171L116 172V173H118V176H119V171L121 170V168H122V170L121 171H125V170H123V167H121ZM129 166V165H128ZM128 166H126V169H127V167ZM149 165L147 164V167H148ZM203 166V165H202ZM201 166V167H202ZM206 166V165H205ZM244 166H246L247 167V165H244ZM121 167V168H120ZM139 167H141V165L139 166ZM147 167H146V169H147ZM150 167V170L152 169L151 168V166H149ZM201 167H200V169H201ZM210 167H212L211 165H210ZM210 167H209V170H210ZM215 167V168H216ZM249 167H251V166H249ZM253 168H251V170L252 169H254V165L252 166ZM261 167V166H260ZM131 167H129V169H130ZM199 168V167H198ZM203 168V167H202ZM206 168V167H205ZM125 169V168H124ZM128 169V170H129ZM140 169H142V168H140ZM140 169H138L139 171H140ZM146 169H144L146 172L147 171H149V170H146ZM246 169V168H245ZM250 169V168H249ZM248 169V170H249ZM132 172L134 171L133 170V167H132ZM143 170V169H142ZM143 170V171H144ZM203 172H204V170H202ZM201 171V172H202ZM208 171V170H207ZM98 172V171H97ZM97 172H95L94 171V174L95 173H97ZM134 172H137V173H135V174H138V171H134ZM141 172V171H140ZM244 172V171H243ZM252 172H254V170L252 171ZM98 173V174H99ZM124 173L125 172H123V174H120V175H124ZM127 173V172H126ZM254 173H256V171L254 172ZM102 174V173H101ZM105 174V173H104ZM103 174V175H104ZM129 174V172L126 174L127 175V177H129L130 179H129V182H130V180H131V177L134 175V173L132 174V175H128ZM141 174H142V172H141ZM141 174H140V178H141ZM145 174V173H144ZM143 174V177L145 176L146 177V175H149L148 173L146 174V175H144ZM151 174V173H150ZM207 174H210V173H206V175ZM249 174V173H248ZM252 174V173H251ZM262 174V173H261ZM96 175V174H95ZM100 175V174H99ZM98 175V176H99ZM102 175V176H103ZM115 175V173L113 174V176ZM126 175H124L123 177L121 176V180H123V179H125L126 180ZM153 175V174H152ZM250 175V174H249ZM102 176H100V178L101 179H104V177H105V175L103 176V178H102ZM107 176H110V174L108 173V175ZM106 176V178H109V177H107ZM116 176V178L115 179H117V174L115 175ZM135 176V175H134ZM134 176H133V178L132 179H134ZM204 176H205V174H204ZM208 176V175H207ZM206 176V177H207ZM213 176V175H212ZM221 176V175H220ZM240 176V175H239ZM238 176V177H239ZM125 177V178H124ZM136 177V176H135ZM137 177H139L138 175H137ZM136 177V178H137ZM245 177V176H244ZM255 177H257V176H254V178ZM97 178V177H96ZM99 178V177H98ZM119 178V177H118ZM123 178V179H122ZM136 178L133 180V182L136 180ZM148 178V176L144 179V181H146L147 182V179ZM199 179V181H198V179ZM201 178V177H200ZM202 178H205V177H203V175H202ZM208 179L205 181V182H207L208 180H210L209 179V177H207ZM221 178V177H220ZM240 178V177H239ZM246 178H247V176H246ZM249 178V177H248ZM250 178H252L251 176H250ZM249 178V179H250ZM260 178V177H259ZM262 178V177H261ZM99 180L100 182L102 181V180ZM110 179V178H109ZM139 178H137V180H138ZM141 179H143V178H141ZM212 179H213V177H212ZM215 179V178H214ZM256 179H258V177L256 178ZM97 180V179H96ZM111 180H113V178L111 177ZM120 180V178H119V181H121ZM128 180V179H127ZM127 180H126V183H127ZM149 180H151L150 178H149ZM148 180V181H149ZM203 180V179H202ZM104 181V180H103ZM118 181V180H117ZM116 181V182H117ZM139 181H143V180H139ZM139 181H137V186H139L138 185V183H139ZM144 181H143V183H144ZM214 181V180H213ZM219 181H220V179L217 181L218 182V185H219ZM254 181H256L255 179H254ZM257 181H259V180H257ZM262 180L260 179V182H261ZM98 182V181H97ZM112 182V181H111ZM110 182V183H111ZM125 181H123V183H124ZM132 182V181H131ZM132 182V183H133ZM150 182V181H149ZM153 182V181H152ZM152 182L150 183V185L152 184ZM158 181H157V183H159ZM160 182V183H161ZM204 182V183H205ZM212 182V181H211ZM227 182V183H228ZM241 182V181H240ZM243 182V181H242ZM260 182H259V184H260ZM95 183V182H94ZM107 183V182H106ZM109 183V182H108ZM114 183H115V181H114ZM113 183V184H114ZM125 183V184H126ZM142 183V182H141ZM141 183H139V184H141ZM148 183V182H147ZM153 183H155V182H153ZM162 183H161V186H162ZM243 183H245V181L243 182ZM250 183V182H249ZM91 184V183H90ZM102 184H103V182H102ZM121 184V182H119V185ZM124 184V185H125ZM128 184V183H127ZM134 184L135 183H133L132 185L134 186ZM145 184V183H144ZM149 184V183H148ZM208 184H210L209 183V181H208ZM208 184H206V186H207V189H208ZM213 184H214V189H216L217 190V186L215 185L216 183L215 182H213ZM212 184V185H213ZM223 185H224V183H222ZM247 184V183H246ZM256 184H257V182H256ZM92 185V184H91ZM115 185H117V183H115ZM123 185V184H122ZM156 185V184H155ZM159 184H157V186H158ZM163 185V186H164ZM204 185V184H203ZM211 185V186H212ZM233 185V184H232ZM249 185V184H248ZM252 185V184H251ZM102 187H103V185H101ZM110 186V185H109ZM108 186V187H109ZM113 186V185H112ZM118 186V185H117ZM126 186V185H125ZM127 186H131V183L129 184V185H127ZM135 187V188H137V189H139L140 187ZM141 186V185H140ZM145 186H147V184L145 185ZM144 186V188H146ZM152 186V185H151ZM215 186L217 187V188H215ZM229 186V185H228ZM236 186H237V188H238V186L239 185H237L236 184ZM244 186H246V185H244ZM256 186V185H255ZM255 186H254V188H255ZM258 186V185H257ZM256 186V187H257ZM263 186V185H262ZM92 187V186H91ZM94 187V186H93ZM97 187H98V184H97ZM106 187V186H105ZM104 187V188H105ZM107 187V188H108ZM115 187V186H114ZM119 187H122L123 188V186H119ZM128 187V189L130 190V188ZM153 187V186H152ZM159 187V189H161V187L160 186H158ZM158 187L156 188V190L158 189ZM189 188V189H187V190H185V188ZM231 188H232V186H230ZM229 187V189L231 190V188ZM240 187H242V186H240ZM250 187V186H249ZM98 188H100V187H98ZM117 188V187H116ZM143 188V187H142ZM141 188V189H142ZM149 188V190H152V188H150V186L148 187L147 186V189ZM154 188V187H153ZM222 188H224V187H222ZM235 188V187H234ZM264 188V187H263ZM111 189V188H110ZM110 189H108V190H110ZM114 189V188H113ZM127 189V190H128ZM131 189H133V187L131 188ZM137 189H135L134 191L135 192H137L136 190ZM141 189H140V192L142 193L143 191H141ZM158 189V190H159ZM162 189H163V187H162ZM160 190V191H162L161 193H164L163 192V190ZM166 189V188H165ZM210 189H211V187H210ZM219 189V188H218ZM221 189V188H220ZM241 189V188H240ZM245 189H246V187H245ZM247 189H248V187H247ZM259 189H260V187L258 188V191H259ZM98 190V189H97ZM112 190V189H111ZM148 190V191H149ZM154 191L156 194H157V191ZM213 190V189H212ZM211 190V191H212ZM225 190V189H224ZM234 190V189H233ZM262 190V189H261ZM261 190H260V192H261ZM95 191H96V189H95ZM113 191H115V189L113 190ZM120 191H125V190H123V189H121ZM119 191V192H120ZM134 191H132V192H134ZM160 191L158 192L159 194H161L160 193ZM165 191V190H164ZM208 191V190H207ZM211 191H209L208 193H210ZM240 191V190H239ZM244 191H246V190H244ZM248 191V190H247ZM251 191H252V188H251ZM255 191V190H254ZM257 191V192H258ZM263 191V190H262ZM60 192V193H61ZM101 192V191H100ZM118 192V191H117ZM116 192V193H117ZM131 192V191H130ZM131 192V193H132ZM140 192H139V190H138V196H140ZM153 191H151L150 193L151 194H153L152 193ZM168 192V191H167ZM215 192V191H214ZM224 192V191H223ZM228 192V191H227ZM256 192V191H255ZM255 192H254V194H255ZM97 193V195H99V197H97V195H96V197L97 198H99L100 200H103V198L101 199L100 198V194H98V192H96ZM106 193H107V191H106ZM113 193V194H112ZM111 194L113 195V197L112 198H114V192H112ZM123 193H125V194H127L126 192H123ZM122 193V196H125L124 194ZM128 193H129V191H128ZM143 193H145V192H143ZM147 193V192H146ZM145 193V194H146ZM211 193H213V192H211ZM247 193V192H246ZM246 193H244L246 196H245V198L247 197V194ZM253 193V192H252ZM259 193V192H258ZM263 193V192H262ZM132 194H134V193H132ZM144 194V195H145ZM149 196H150V194L149 193H147ZM165 194V193H164ZM163 194V195H164ZM170 194H172V193H170ZM214 194V193H213ZM212 194V195H213ZM217 194V193H216ZM226 194V193H225ZM236 194V193H235ZM251 194V193H250ZM249 194V195H250ZM253 194V196H256V195H254ZM64 195V197H65V193L63 194ZM105 196L107 195V194H104ZM109 195H110V193H109ZM108 195V196H109ZM128 195V194H127ZM142 195V194H141ZM158 195V194H157ZM163 195H161V196H163ZM215 195V194H214ZM218 195H220V192L218 193ZM230 195V193L228 194V196ZM241 194H236L235 196L237 197V196H240ZM249 195H248V198H249ZM258 195V194H257ZM69 196V195H68ZM92 196H94V193L92 194ZM92 196L90 197V195H89V197H90V199H88L90 202H92L91 200H93V199H91L92 198ZM116 196V195H115ZM135 196V195H134ZM134 196H133V198H134ZM137 196V195H136ZM135 196V199H133L132 197V200H136V198L138 197H136ZM147 196V195H146ZM146 196H145V198H146ZM153 196V195H152ZM156 195H154V198L152 197V199L155 201V202H153L154 204H157L156 203V201H158V200H156L155 197ZM166 196H167V194H166ZM168 196H169V194H168ZM216 196V195H215ZM222 196H223V194H222ZM259 196H261V195H259ZM63 197V196H62ZM70 197V196H69ZM121 197V196H120ZM151 197V196H150ZM158 197V196H157ZM204 197H206V200H205V202L207 203V201L208 200H211L212 198H214V197H207V192H206V195L204 196ZM226 197V196H225ZM231 197V196H230ZM235 197V198H236ZM242 197V196H241ZM263 197V196H262ZM66 198V197H65ZM82 198V197H81ZM111 198V197H110ZM124 198V197H123ZM126 198H127V196H126ZM138 198H140V199H142V201H144V196H141V197H138ZM159 198H160V196H159ZM159 198H157V199H159ZM162 198H165V197H162ZM232 198V197H231ZM234 198V199H235ZM239 198V197H238ZM237 198V199H238ZM248 198H246V199H248ZM252 198V196H250V199ZM254 198V197H253ZM96 199V198H95ZM94 199V200H95ZM130 199V198H129ZM128 198L126 199V201L125 200H123V202H128L127 200H129ZM167 199V198H166ZM173 199V198H172ZM208 199V200H207ZM217 199V198H216ZM225 199V198H224ZM243 199H244V197H243ZM249 199V200H250ZM260 199H262V198H260ZM259 199V200H260ZM69 200V199H68ZM84 200V199H83ZM82 200V201H83ZM105 200V199H104ZM103 200V202L104 203H102V201H101V203L102 204H108L109 203V201H110V199H109V201H107L108 200V198H106V201H104ZM111 200H113V199H111ZM115 200L118 202L119 200H117V198H115ZM131 200V199H130ZM138 200V199H137ZM149 200V201H148ZM161 200V198L159 199V201ZM163 200V199H162ZM168 200V199H167ZM203 200H204V198H203ZM220 200H222V199H220ZM240 200H242V199H240ZM240 200H238V201H240ZM258 199H257V202H256V204L258 203V201H259ZM75 201H76V199H75ZM78 201V200H77ZM114 201V200H113ZM113 201H111V202H113ZM141 201V200H140ZM142 201H141V203L140 204H142ZM159 201H158V203H159ZM171 201V200H170ZM173 201V200H172ZM175 201H176V199H175ZM174 201V202H175ZM212 202H214V200H211ZM210 201V202H211ZM217 201V200H216ZM243 201V200H242ZM241 201V202H242ZM252 201H254V200H252ZM264 201V200H263ZM64 202V201H63ZM85 202V201H84ZM139 202V200L136 202V203H138ZM145 203L144 204H146V202H151V200L148 198V199H146V201H144ZM165 202H166V200H165ZM164 202V203H165ZM169 202V201H168ZM178 202V201H177ZM218 202V201H217ZM220 202V201H219ZM222 202V201H221ZM227 202H229L228 200H227ZM248 202V201H247ZM260 202V201H259ZM262 202V201H261ZM85 203H87V202H85ZM115 201L113 202V204L112 205H114L115 206ZM121 203H122V201H121ZM129 203V202H128ZM133 203H135V201L133 202ZM135 203V204H136ZM152 203V202H151ZM215 203V202H214ZM225 203V202H224ZM230 203V202H229ZM240 203V202H239ZM237 204V206H241V204ZM243 203V202H242ZM244 203L246 204V202L244 201ZM253 204H254V202H252ZM78 204H80V203H78ZM78 204H77V206H78ZM81 204H82V202H81ZM87 204H89V203H87ZM95 204H96V201H95ZM105 205L106 206V208H108V206L110 205V208H108L107 210H106V208H105V210L106 211H108L109 209L111 210V209H113V210H111V212L113 211L114 213H115V210L117 209L116 207H115V209L113 208L114 206H112L111 205V203L109 204V205ZM120 203L118 202L116 205H119ZM125 204V203H124ZM134 204V205H135ZM144 204H142V205H144ZM149 204V203H148ZM160 204H162L161 202H160ZM176 204V203H175ZM178 205H180L179 206V208H183V206H181V204L178 202L177 203ZM176 204V205H177ZM198 204H201V203H199L198 202ZM208 204H209V202H208ZM208 204H204L205 206H210V204L208 205ZM212 205H213V203H211ZM223 204V203H222ZM248 204V203H247ZM247 204H246V206H247ZM261 204H263V203H261ZM62 205H64V204H62ZM91 205V204H90ZM97 205V204H96ZM101 208H103L100 204H98ZM121 205V204H120ZM126 205H127V203H126ZM129 205V204H128ZM132 205V204H131ZM133 205V206H134ZM139 205V204H138ZM159 205V204H158ZM195 205V206H196ZM204 205L203 204H201V207H202V209H204L203 207H204ZM216 205H217V203H216ZM219 205H221V204H219ZM224 205V204H223ZM223 205H221V207L223 206ZM227 205H228V203H227ZM230 205V204H229ZM236 205V204H235ZM234 205V206H235ZM249 205V204H248ZM66 206H68V205H66ZM66 206L64 205V206H62V209H61V211L62 210H65V212L66 213H68L67 212V209H66ZM75 206V205H74ZM82 206V205H81ZM88 206V205H87ZM92 206H94V204L92 205ZM91 206V207H92ZM112 206V207H111ZM130 206V205H129ZM128 206V207H129ZM139 206H141V205H139ZM146 206H148V205H146ZM151 206H152V204H151ZM150 206V207H151ZM168 206H169V204H168ZM184 207V208H186L187 209V211H189V214H187L188 212L186 211V214L188 215V218H190V219H192L191 218V215H195V214H193L192 212H191V209L190 210H188V208L187 207ZM193 206V207H192ZM198 206V205H197ZM196 206V207H197ZM200 206V205H199ZM198 206V209H200V207ZM218 206V205H217ZM242 206H244L246 209H245V211H247V209H249V208H247L244 204L242 205ZM241 206V207H242ZM250 206V205H249ZM263 206H264V204H263ZM84 207H85V205H84ZM90 207V208H91ZM95 207H98V206H95ZM121 207L122 206H120L119 208L121 209ZM127 207V208H128ZM135 207V206H134ZM142 208H143V211L144 210H146L147 211V207H146V209H144L145 208V205H144V207L143 206H141ZM141 207H139V209L141 208ZM149 207V208H150ZM153 207V206H152ZM156 207H158L157 205H156ZM155 207V208H156ZM162 207V206H161ZM160 207V208H161ZM164 207V206H163ZM170 207H171V205H170ZM172 207H173V205H172ZM212 207V206H211ZM210 207V210L212 209ZM214 207H215V204H214ZM213 207V209L215 210V208ZM220 207V206H219ZM218 207V208H219ZM225 206H223V208H224ZM227 207V206H226ZM239 208L240 209V211H241V209H242V211H241V214H240V216L241 215H243V208ZM257 207V206H256ZM85 208H87V207H85ZM101 208H99L100 209V211L101 212H103V211H105V210H103V209H101ZM126 208V209H127ZM131 208H132V206H131ZM135 208H137V207H135ZM135 208L133 209L132 208V212L133 213H131L130 211V214H131V217L132 218H134V216H132V214H134L135 215V213L137 214V212H135V211H138L139 212V210H135ZM174 208H176V207H174ZM177 208H178V206H177ZM206 208V207H205ZM69 209V208H68ZM98 209V208H97ZM124 209H125V207H124ZM123 209V210H124ZM158 209H159V207H158ZM185 209V210H186ZM202 209L201 210H199L200 211V214H203L204 212H205V210L207 209H204V211H203V213H201L202 212ZM212 209V210H213ZM236 209H237V207H236ZM238 209V210H239ZM250 209H251V207H250ZM103 210V211H102ZM135 210V211H134ZM150 210V212H152L151 211V208L149 209ZM152 210H154V208H152ZM157 210V209H156ZM184 210V209H183ZM184 210V211H185ZM196 210H197V208H196ZM208 211H209V207H208V209H207ZM223 210V209H222ZM258 210V209H257ZM84 211V210H83ZM86 211L87 210H85L84 212L86 213ZM95 211V210H94ZM98 211V210H97ZM105 211V212H106ZM125 211V210H124ZM122 212L123 214H121L122 216H125L126 214L125 213H127V211H125V212ZM140 211H142V209H140ZM145 211V212H146ZM162 211V210H161ZM177 211H179V210H177ZM184 211H182L183 213H184ZM193 211H195V209L193 210ZM207 211V212H208ZM217 211V210H216ZM219 211H220V208H219ZM218 211V212H219ZM229 211H231V209L229 210ZM262 211H264V210H262ZM80 212V211H79ZM87 212H89V210L87 211ZM96 212V211H95ZM101 212H100V215H104V214H101ZM110 212V213H111ZM145 212H144V214H145ZM149 212V211H148ZM156 212H158V211H156ZM156 212L154 213V214H156ZM165 212V211H164ZM173 213L175 212V211H172ZM213 211H211V213H212ZM215 212V211H214ZM225 212H226V210H225ZM224 212V213H225ZM233 212V211H232ZM231 212V213H232ZM250 212V210L247 212V214H245L246 215V217H247V215H248V213ZM254 212V211H253ZM261 212V211H260ZM61 213V212H60ZM66 213H64V214H66ZM85 213H83L84 215H85ZM92 212L90 211V214H89V216L90 217H93V216H91V215H94V214H96L97 216H98V213L96 212V213H92ZM109 213V212H108ZM121 213V212H120ZM139 213H143V212H139ZM178 213V215H179V212H177ZM182 213V214H183ZM197 213H198V211H197ZM224 213H223V215H224ZM227 213H228V211H227ZM237 213H238V211H237ZM240 213V212H239ZM61 214H63V213H61ZM69 214V213H68ZM129 213H128V215H130ZM140 214V215H141ZM148 214V213H147ZM152 214V213H151ZM161 214V213H160ZM159 214V215H160ZM176 214V213H175ZM191 214V215H190ZM214 215H216L215 213H213ZM221 214V213H220ZM219 214V215H220ZM254 214H256L255 212H254ZM253 214V215H254ZM258 214H259V212H258ZM258 214H257V216H258ZM263 214V213H262ZM261 214V215H262ZM67 215V214H66ZM73 215V214H72ZM83 215V216H84ZM87 215V214H86ZM86 215H85V219L84 220H86V223H88V221L89 220H91L92 222H93V220L88 216L87 218H90V219H88V221H87V219H86ZM100 215H99V217H100ZM105 215H108V214H105ZM104 215V216H105ZM113 215H115V214H113ZM117 215H119V214H117ZM117 215H115V216H117ZM139 215V214H138ZM139 215V216H140ZM143 215V214H142ZM178 215H176V216H178ZM184 215V217H181V216H179V217H181V218H183V219H185V217L187 216V215H185V213L183 214ZM190 215V216H189ZM197 216H198V214H196ZM204 215H205V213H204ZM206 215H207V213H206ZM229 215V214H228ZM227 215V216H228ZM251 214H249V216H250ZM252 215V216H253ZM61 216V215H60ZM62 216H64V215H62ZM70 216V215H69ZM79 216V215H78ZM103 216V217H104ZM145 216H147V215H145ZM150 216V215H149ZM162 216V215H161ZM173 216V215H172ZM202 216L203 215H201L197 220H199L198 222L197 221H195V223H197V226H199L198 224L200 223V220H202ZM213 216V215H212ZM226 216V214L224 215V217ZM239 216V215H238ZM264 216V215H263ZM67 217V216H66ZM81 217H82V215H81ZM95 218H93V219H96V221H94L93 222V224H92V222H91V224H92V227H93V225L95 224V222H97L98 220H97V218H96V216H94ZM103 217H101L102 219H103ZM109 216H106L105 217V220H103L104 221V223L102 222V220L99 222V223H101L102 222V224L103 225H101L100 227H104V224L106 223L105 221H106V218H107V223L109 224V223H111V222H108V220H110L109 218H111V217H109ZM112 217H114V216H112ZM128 217V216H127ZM131 217H129V219H131V220H133V221H135V219H132ZM137 217L138 216H135V218L137 219ZM204 217V216H203ZM208 217V216H207ZM206 217V218H207ZM217 217H218V215H217ZM230 217V216H229ZM228 217V218H229ZM233 217V216H232ZM231 217V219H233ZM251 217V216H250ZM253 217H255V215L253 216ZM61 218H65V217H61ZM67 218H69V217H67ZM66 218V219H67ZM71 218V217H70ZM84 217H82V218H79V221H81L80 219H83ZM117 218H122L121 216L120 217H117ZM116 218V219H117ZM126 218V217H125ZM144 218V217H143ZM149 218V217H148ZM153 218V217H152ZM156 218H158V217H156ZM165 218V217H164ZM195 218V217H194ZM215 218V216L212 218V219H214ZM225 218H227V217H225ZM227 218V221L229 220ZM240 218V217H239ZM242 218V217H241ZM259 218V217H258ZM115 218H114V220H112V221H114V222H112V223H115L116 222V224H115V226L116 227H118V224H117V222H119V219L118 220H116ZM123 219L124 218H122L121 219V221L124 223V221H123ZM129 219H127V220H129ZM139 219V218H138ZM137 219V220H138ZM151 219V218H150ZM165 219H168L167 218V216H166V218ZM173 219H176V217L175 218H173ZM190 219H187V220H190ZM209 219H211V214H209ZM215 219H217V218H215ZM221 219V218H220ZM223 219V222H225V219L224 218H222ZM236 219V218H235ZM246 219V218H245ZM248 219V218H247ZM256 219V218H255ZM60 220V219H59ZM58 220V221H59ZM63 221L65 220V219H62ZM68 220H70V219H68ZM67 220V221H68ZM83 220V222L85 223V221ZM130 220V221H131ZM141 220V219H140ZM145 220V219H144ZM169 220V219H168ZM172 220V219H171ZM192 220H194V219H192ZM191 220V221H192ZM203 220H204V222L205 223H207V221H209L208 220V218H207V221L205 220V218H203ZM240 220V219H239ZM242 220V219H241ZM241 220H240V222H241ZM249 220V219H248ZM252 220H254V219H252ZM261 220L262 219H260V221L259 222H261ZM71 221V220H70ZM73 221V220H72ZM72 221H71V223H72ZM132 221V223H134ZM141 221H143V219L141 220ZM175 221V220H174ZM173 221V222H174ZM181 221H182V219H181ZM216 221V220H215ZM220 223H221V220H218ZM226 221V225H227V222ZM230 221V220H229ZM264 221V220H263ZM66 222V221H65ZM69 222V221H68ZM78 222V221H77ZM77 222H75V223H77ZM139 223H140V221H138ZM150 222H151V225L152 226H154L155 228H159L161 225H163V224H161L160 222H159V220H155V217H154V220L152 219V220H150ZM166 222H167V220H166ZM172 222V221H171ZM171 222H169L170 224H171ZM213 222V220L211 221V224H209V223H207V224H205L206 226L209 224V226L210 225H212L213 227H212V229L214 228V222ZM236 222V221H235ZM249 222V221H248ZM248 222H246V224L248 223ZM252 221H250L248 224H250ZM258 222V223H259ZM70 223V222H69ZM83 223V224H84ZM90 223V222H89ZM112 223H111V225H112ZM125 223H130V226H131V222H127L126 221V219H125ZM124 223V224H125ZM147 222H144V223H141V225L142 224H146ZM187 222H185V224H186ZM201 223H203V221H201ZM242 223V222H241ZM255 223V222H254ZM263 223V222H262ZM60 224H61V222H60ZM62 224H64V223H62ZM80 224V223H79ZM122 224V223H121ZM120 224V222H119V225L120 226H122V229H120L119 227V229L120 230H125L124 228H125V225L127 226V224H125L124 226H123V224L121 225ZM167 224V223H166ZM183 224V223H182ZM218 224V223H217ZM224 224V223H223ZM234 225H235V223H233ZM243 224H245V222H243ZM247 224V225H248ZM253 224V223H252ZM260 224V223H259ZM65 225H67V224H65ZM69 225V224H68ZM66 226V227H69V226ZM75 225V224H74ZM86 225H88V224H86ZM85 225V226H86ZM90 225V224H89ZM98 225V224H97ZM138 225V224H137ZM149 225H150V223H149ZM187 225H189V223H187L185 226H187ZM196 224H194V226H195ZM204 225V224H203ZM225 225V226H226ZM229 225H232V224H229ZM228 225V226H229ZM242 225V224H241ZM241 225H240V227H241ZM63 226V225H62ZM82 226L83 225H81V227H79L80 229H82L83 230V228H82ZM85 226H84V228H85ZM96 226V225H95ZM106 226V225H105ZM110 226V225H109ZM115 226H112V228H114ZM129 226V227H130ZM142 226H144V225H142ZM148 225H146L145 227H144V230L145 229H147V228H149V226L147 227ZM166 226H168V225H166ZM183 226V225H182ZM190 226V225H189ZM192 226V225H191ZM190 226V227H191ZM209 226H207V230L209 229L208 227ZM227 226V227H228ZM237 226V227H236ZM235 227L236 228H238V225H236ZM59 227V226H58ZM65 227V226H64ZM87 227V226H86ZM89 227V226H88ZM90 227H91V225H90ZM107 227H108V225H107ZM124 227V228H123ZM128 227V226H127ZM139 227V226H138ZM137 227V229L136 230H138L139 228ZM147 227V228H146ZM196 227V226H195ZM194 227V228H195ZM201 227V225L199 226V228ZM202 227H204V226H202ZM201 227V228H202ZM218 227V226H217ZM221 227V226H220ZM247 227V226H246ZM262 227H263V225H262ZM61 228V227H60ZM59 228V229H60ZM70 228V227H69ZM94 228H96V227H94ZM98 229H99V227H97ZM106 228V227H105ZM134 228V227H133ZM166 228V227H165ZM184 228V227H183ZM187 228V227H186ZM186 228H185V230H186ZM192 228V227H191ZM206 228V227H205ZM210 228H211V226H210ZM224 228H226V227H224ZM223 228V229H224ZM232 228V227H231ZM230 228V229H231ZM258 228V227H257ZM67 230H65V231H63V233L65 232L66 234L65 235H67V234H69V229L68 228H66ZM77 229H78V227H77ZM79 229V230H80ZM86 229H88V228H86ZM90 229H92V231H94L93 230V228H90ZM108 229V228H107ZM116 230V232H118V229L117 228H115ZM164 229V228H163ZM171 229V228H170ZM169 229V230H170ZM188 229H190L189 227H188ZM187 229V230H188ZM193 229V228H192ZM197 229V228H196ZM203 229V231H205L204 230V228H202ZM221 229V228H220ZM248 229H252V228H250V225H249V228ZM248 229H246V230H248ZM70 230H71V228H70ZM85 230V229H84ZM83 230V231H84ZM96 230V229H95ZM104 230V229H103ZM113 230V229H112ZM127 230H128V228H127ZM140 230H142L141 228H140ZM140 230H138V231H140ZM142 230L143 231V233H142V231L141 232H139V233H142V234H144V232L145 231H147V230ZM161 230V229H160ZM165 230V229H164ZM178 230V229H177ZM186 230V231H187ZM195 230V229H194ZM200 230V232H201V229H199ZM214 230H216V228L214 229ZM214 230H211L212 232L214 231ZM238 230V229H237ZM240 230V229H239ZM238 230V231H239ZM242 230V229H241ZM240 230V231H241ZM246 230H243L244 232L246 231ZM255 230H257V229H254V231ZM77 231V230H76ZM81 231V230H80ZM87 231V230H86ZM90 231V230H89ZM109 231H111V230H109ZM115 231H113L112 233H114ZM122 231V232H123ZM133 231H135V230H133ZM138 231H136L137 233H138ZM149 231V230H148ZM147 231V232H148ZM171 231H172V229H171ZM181 231V230H180ZM190 231V230H189ZM197 231H198V229L196 230V234H198L197 233ZM208 231H210V229L208 230ZM220 231H222V230H220ZM225 231V230H224ZM228 230H226V232H227ZM230 231H232V230H230ZM263 231V230H262ZM60 232V231H59ZM78 232V231H77ZM76 232V233H77ZM95 232V231H94ZM97 232V231H96ZM95 232V233H96ZM99 232V231H98ZM121 232V231H120ZM119 232V233H120ZM130 232V231H129ZM128 232V233H129ZM136 232H134V233H136ZM151 232V231H150ZM160 232V231H159ZM165 232V231H164ZM164 232L162 231V234H160V235H162L163 236V234H164ZM167 232V231H166ZM250 232H251V230H250ZM249 232V233H250ZM252 232H253V230H252ZM251 232V233H252ZM256 232V231H255ZM255 232H254V234H255ZM56 233H57V231H56ZM62 233V234H63ZM76 233H74V234H76ZM82 233V232H81ZM80 233V234H81ZM84 233V235H85V233L86 232H83ZM82 233V234H83ZM88 233V232H87ZM90 233H92V232H90ZM95 233H92V234H95ZM104 233H105V231H104ZM103 233V234H104ZM118 233V234H119ZM127 232H125V235H127L126 234ZM131 233H133V232H131ZM133 233V236L135 235ZM138 233V234H139ZM161 233V232H160ZM190 233V232H189ZM188 233V234H189ZM192 233H194V235H196L195 234V231H193ZM205 233H206V231L204 232V233H202V235L201 234H199V235H201V236H203V238H204V235H205ZM209 233V232H208ZM221 233V232H220ZM222 233H224V232H222ZM236 232H234L233 234H235ZM238 233V232H237ZM247 233V232H246ZM261 233V232H260ZM259 233V234H260ZM55 234V233H54ZM62 234H60L59 233V235L60 236H62ZM74 234H71V235H73L74 237H72L70 234L68 235V236H71V238H75V235ZM78 234V233H77ZM97 234V233H96ZM95 234V235H96ZM100 234V233H99ZM107 234V233H106ZM142 234H140V235H142ZM149 235H151L152 233H148ZM169 234V233H168ZM167 234V235H168ZM175 234V233H174ZM179 234V233H178ZM184 234V233H183ZM187 234V235H188ZM204 234V235H203ZM210 234V233H209ZM209 234H206V236H207V239H209L210 237H208V235ZM216 234H217V232H216ZM214 235V232H213V234L212 235H214V236H217V235ZM229 234V233H228ZM231 234H232V232H231ZM241 234H245V233H243L242 231H241ZM263 234V233H262ZM262 234H260V235H262ZM94 235V236H95ZM112 235V234H111ZM111 235H109V237L111 236ZM114 235H117L116 233L114 234ZM113 235V236H114ZM129 235V234H128ZM132 235V234H131ZM139 235V236H140ZM146 235V234H145ZM144 235V236H145ZM165 235H166V233H165ZM166 235V236H167ZM211 235V234H210ZM209 235V236H210ZM235 235H237V234H235ZM240 235V234H239ZM248 235V234H247ZM255 235H257V234H255ZM259 235V236H260ZM99 236V239L101 238V236L100 235H98ZM119 236H124V233H123V235H119ZM118 236V237H119ZM143 236V235H142ZM142 236H140V238L142 237ZM156 236V235H155ZM166 236H164L165 238H166ZM184 236H186V235H184ZM190 236H191V234H190ZM223 236V235H222ZM225 236V235H224ZM242 236V235H241ZM240 236V237H241ZM252 237L253 236V234L252 235H248V237ZM50 237V236H49ZM62 237H64V234H63V236ZM61 237V238H62ZM77 237V236H76ZM87 237V236H86ZM86 237H85V239H86ZM105 237H107V236H105ZM104 237V238H105ZM108 237V238H109ZM116 237V236H115ZM114 237V238H115ZM117 237V238H118ZM120 237V238H121ZM130 237V236H129ZM128 237V238H129ZM147 237V236H146ZM153 237V236H152ZM160 237V236H159ZM187 237V236H186ZM196 237V236H195ZM197 237H199L198 235H197ZM219 237H220V235L218 234V239H219ZM231 237V236H230ZM238 237V236H237ZM236 237V238H237ZM244 237V236H243ZM55 238H56V236H55ZM68 238H70V237H68ZM103 238V239H104ZM107 238V239H108ZM122 238H124V237H122ZM127 238V237H126ZM134 239H135V237H133ZM136 238L138 239V237H137V235H136ZM139 238V239H140ZM143 238V237H142ZM141 238V241H143V239ZM148 238V237H147ZM149 238H150V240H152L151 239V236H149ZM148 238V239H149ZM155 238V237H154ZM158 238V237H157ZM164 238V239H165ZM167 238H168V236H167ZM216 238V239H217ZM225 238H226V236H225ZM229 238V236L227 237V239ZM233 238V237H232ZM232 238H231V241H232ZM242 238V237H241ZM254 238H256V237H254ZM76 239V238H75ZM80 239V238H79ZM90 239H93V237H90ZM107 239H104V240H107ZM110 239V238H109ZM125 239V238H124ZM136 239V240H137ZM159 239H163V237L162 238H159ZM163 239V240H164ZM197 238H195V240L194 239H192V240H194V242L196 243V242H199L198 240H196ZM201 239V238H200ZM207 239H204V240H202L201 239V241H207V242H209ZM211 239H213V238H210L209 240H211ZM222 239V238H221ZM220 239V242L221 241H223V240H221ZM224 239V238H223ZM226 239V240H227ZM234 239H235V237H234ZM239 239V238H238ZM245 239H247L246 237H245ZM62 240H63V238H62ZM61 240V241H62ZM70 240V239H69ZM74 240V239H73ZM78 240V239H77ZM111 240H113V237H112V239H110V242H112ZM115 240V239H114ZM117 240H122V241H124L123 239H117ZM116 240V241H117ZM125 240H127V239H125ZM135 240V241H136ZM150 240H147V241H150ZM155 240V239H154ZM154 240H153V242H154ZM171 240H173V239H171ZM179 240V239H178ZM191 240V239H190ZM192 240H191V242H192ZM225 240V239H224ZM225 240V241H226ZM230 240V239H229ZM257 240H258V238H257ZM256 240V241H257ZM260 240V239H259ZM48 241V240H47ZM64 241V240H63ZM62 241V242H63ZM79 241V240H78ZM77 241V242H78ZM83 241V240H82ZM88 241V239L86 240V242ZM116 241H113L112 243H116ZM130 241V240H129ZM145 241V240H144ZM143 241V242H144ZM158 241H160V240H158ZM183 241H185V240H182V242ZM189 241V240H188ZM187 241V242H188ZM212 241V240H211ZM210 241V242H211ZM243 241H246V240H243ZM251 241H252V239H251ZM74 242V241H73ZM72 242V243H73ZM77 242H76V240H75V244H77ZM104 242V241H103ZM107 242V241H106ZM106 242H104V243H106ZM118 242H120V241H117V243ZM127 242H128V240H127ZM130 242H132V240L130 241ZM137 242V241H136ZM143 242H141L142 243V247L140 246L141 244L139 243H137L139 246H140V249L141 248H143V246L145 245ZM152 242V241H151ZM156 243H158L157 241H155ZM163 243H164V241H162ZM168 242H169V239H168ZM172 242V241H171ZM204 242H201V244L202 245H206V243H204ZM210 242L208 243V246L210 245ZM213 242V245L215 244L214 243V241H212ZM239 242V241H238ZM260 243L261 242H263V240H260L259 241ZM258 242V243H259ZM66 243V242H65ZM67 243H68V241H67ZM83 243V242H82ZM82 243H81V245H82ZM92 243H94V242H92ZM101 243V242H100ZM103 243V244H104ZM111 243V244H112ZM129 243V242H128ZM145 243H147L146 241H145ZM160 243V242H159ZM165 245L164 244H162V245H164V247L166 246L167 248H168V250H169V252L170 251H172V253L174 252V253H178L179 254V251H178V246H176L174 243H167L166 242V239H165ZM179 243H181V240H180V242ZM193 243V242H192ZM204 243V244H203ZM216 243H217V241H216ZM236 244H237V242H235ZM242 243H244V242H242ZM256 243V242H255ZM87 244V243H86ZM90 244V243H89ZM111 244H108V245H105L106 247V249H108L107 247H109V245H110V248H111ZM120 244V243H119ZM118 244V245H119ZM122 244V243H121ZM120 244V245H121ZM130 244H132V243H130ZM150 245H151V243H149ZM161 244V243H160ZM200 244V243H199ZM198 244V245H199ZM221 244V243H220ZM222 244H223V242H222ZM231 244V243H230ZM239 244V243H238ZM248 244H250V243H248ZM247 243L246 244H242L243 246H245V248H244V250H245V253H244V256L242 257V260H241V263L240 264H255L254 262V260H253V258H252V256L251 255H253V253H256V251L254 252V250H255V248L254 247H252L253 245H255V244H253L252 246L250 245H248ZM73 245V244H72ZM72 245H71V249L70 248H68L69 246H67V244L65 245V246H67L66 248H68V250L70 249V250H72L73 251V248H72ZM117 245V246H118ZM137 245V246H138ZM150 245H148V246H150ZM153 245V244H152ZM155 245V244H154ZM159 245V244H158ZM158 245L156 246L157 248H158ZM189 245H190V243H189ZM194 245V244H193ZM193 245L191 244V246H192V248H191V246H190V250L191 249H193V248H195V247H193ZM212 245V244H211ZM210 245V247H212ZM217 245H218V243H217ZM232 245V244H231ZM234 245V244H233ZM241 245V244H240ZM258 245H262V244H258ZM61 246V247H60ZM59 247H58V249H61L62 248V245H60ZM64 246V245H63ZM65 246H64V248H65ZM78 246V245H77ZM79 246H80V243H79ZM87 246V245H86ZM113 246V245H112ZM115 246H116V244H115ZM130 246V245H129ZM132 246H133V244H132ZM136 246V245H135ZM147 246V245H146ZM182 246V245H181ZM195 246V245H194ZM201 246V245H200ZM207 246V245H206ZM225 246V245H224ZM235 247H236V245H234ZM234 246H232V247H234ZM257 246V245H256ZM73 247H74V245H73ZM85 247V246H84ZM90 247H91V245H90ZM90 247H89V249H90ZM152 247V246H151ZM184 247V246H183ZM189 247V246H188ZM202 247V246H201ZM210 247H208V250L210 249ZM214 247V246H213ZM212 247V249L211 250H213L214 248ZM218 247V246H217ZM223 247V246H222ZM259 247V246H258ZM64 248H62L63 250H64ZM75 248H77V247H75ZM74 248V249H75ZM79 248V247H78ZM93 248V247H92ZM91 248V249H92ZM113 248V247H112ZM116 248V247H115ZM114 248V249H115ZM137 248V247H136ZM153 248V247H152ZM162 248H163V246H162ZM185 248H187V247H185ZM199 248V247H198ZM197 248V249H198ZM204 249H206L205 247H203ZM202 248V249H203ZM220 248H221V245H220ZM224 248V247H223ZM229 248V247H228ZM231 248V247H230ZM239 248V247H238ZM60 250V252L61 251H63V250ZM81 249L83 250V249H85V248H82L81 247ZM88 249V250H89ZM105 249V250H106ZM144 249H145V247H144ZM155 249V251L157 252L158 250H160V249H158V250H156V248H154ZM215 249H216V246H215ZM234 249V248H233ZM240 249V248H239ZM263 249H264V247L262 248H258L257 250H258V254L260 253V252H262L263 253ZM68 250L66 249V251L68 252ZM69 250V251H70ZM77 250H79V249H77ZM85 250H87V249H85ZM95 250V249H94ZM97 250V249H96ZM101 250V249H100ZM99 250V251H100ZM103 250V249H102ZM109 250H112V249H109ZM119 250H120V248H119ZM146 250V249H145ZM148 250V249H147ZM149 250H150V247H149ZM152 250V249H151ZM161 250H163V249H161ZM186 250V249H185ZM184 250V251H185ZM222 250V249H221ZM221 250L220 251H218V250H216V251H218V252H216V253H221ZM224 250V249H223ZM230 250V249H229ZM232 250V249H231ZM238 250V249H237ZM237 250H232V251H234L233 253L235 254V251H237ZM44 251V250H43ZM59 251V250H58ZM66 251H63L62 253L64 254V252H65V259H66V256H67V258H68V260H69V255L68 254H66ZM81 251V250H80ZM104 251V250H103ZM138 251V250H137ZM142 252H140L141 254H140V258L139 259H141V258H143L144 259V262H143V260L141 259V260H139V261H142V263H145V262H147L148 264H153L154 263V260H153V263H149L150 261H152V259L153 258H150V259H147V255L149 254V251H147L148 252V254L146 255L145 254V251L143 252V250H141ZM154 251V250H153ZM166 251H167V249H166ZM182 251V250H181ZM200 251H202V250H200ZM204 251V250H203ZM55 252V251H54ZM60 252H58V254H60ZM74 252L76 253V251L74 250ZM84 252L85 251H83L82 253L84 254ZM87 252V251H86ZM106 252V251H105ZM117 252V251H116ZM135 252V251H134ZM187 252H188V250H187ZM194 252V251H193ZM205 252H207V250L205 251ZM204 252V254H206ZM212 252V251H211ZM214 252V251H213ZM42 253H44V252H42ZM69 254H71V253H73V252H68ZM78 253V252H77ZM103 253V252H102ZM101 253V254H102ZM109 253H110V251H109ZM108 253V254H109ZM155 253V252H154ZM203 253V252H202ZM208 253V252H207ZM209 253H210V250H209ZM208 253V254H209ZM228 253V252H227ZM57 254V253H56ZM63 254H62V256H63ZM81 254V253H80ZM83 254H81L82 255V257L84 258V256H83ZM87 254H89L90 255V253H87ZM94 254V253H93ZM105 254V253H104ZM117 254V253H116ZM144 254L146 255V256H144ZM151 254H153V253H151ZM157 254V253H156ZM160 254H161V251H160ZM166 254V253H165ZM165 254L163 253V254H161V255H164L165 256ZM169 254V253H168ZM167 254V255H168ZM189 254V253H188ZM187 254V255H188ZM191 255H192V251H191V253H190ZM194 254V253H193ZM198 254H199V252H198ZM207 254V256H209ZM210 254H212V253H210ZM214 254V253H213ZM222 254V253H221ZM220 254V255H221ZM224 254V253H223ZM231 254V253H230ZM229 254V255H230ZM238 256H239V251H238ZM35 255V254H34ZM76 256H77V254H75ZM75 255H73L72 254V256H75ZM88 255V256H89ZM130 255H132L131 253H130ZM139 255V254H138ZM160 255V257H162ZM166 255V256H167ZM175 255H177V254H175ZM190 255V256H191ZM200 255V254H199ZM202 255V254H201ZM217 255H219V254H217ZM217 255H215V257L213 258V257H211V258H213V259H215L216 257H217ZM228 255V257H230ZM43 256V255H42ZM46 256V255H45ZM52 256H55V254L54 255H52ZM59 257L61 256V254L60 255H58ZM133 256V255H132ZM149 256L151 257L152 255H150L149 254ZM154 256V255H153ZM152 256V257H153ZM163 256V257H164ZM170 257H173V256H171V255H169ZM189 256V257H190ZM204 256V255H203ZM206 256V255H205ZM223 256H225V255H223ZM241 256V255H240ZM259 256V255H258ZM263 256V255H262ZM261 256V257H262ZM77 257H79V256H77ZM93 256H91V258H92ZM95 257H96V255H95ZM94 257V258H95ZM99 257H100V255H99ZM108 257V256H107ZM155 257H157V256H155ZM154 257V258H155ZM162 257V258H163ZM175 257V256H174ZM180 257V256H179ZM185 257V256H184ZM193 257H194V255H193ZM198 257V256H197ZM209 257V258H210ZM219 257V256H218ZM217 257V258H218ZM220 257H222V255L220 256ZM237 256H235V258H236ZM256 257V256H255ZM56 258V257H55ZM62 257H60V259H61ZM74 258V257H73ZM82 258V259H83ZM104 258H105V255H104ZM104 258H103V260H104ZM135 258H136V256H135ZM149 258V257H148ZM168 258V257H167ZM194 258H196V257H194ZM193 258V259H194ZM199 258H201V257H199ZM198 258V259H199ZM202 258H204V257H202ZM201 258V259H202ZM207 258V257H206ZM205 258V259H206ZM224 258V257H223ZM232 258V257H231ZM238 258V257H237ZM241 258V257H240ZM239 258V259H240ZM257 258V257H256ZM255 258V259H256ZM263 258V257H262ZM261 258V259H262ZM44 259V258H43ZM48 259V258H47ZM52 259V258H51ZM62 259H64V258H62ZM82 259H80V261L82 260ZM85 259H87V258H84L82 261H81V263L85 260ZM95 259H97V258H95ZM129 259V258H128ZM159 258H156V260H158ZM166 258L164 257V260H165ZM180 259V258H179ZM192 258L190 259L189 258V260L188 259H185V263L186 264H196V261H192L193 260ZM200 259V260H201ZM46 260V259H45ZM55 260V259H54ZM89 260H90V258H89ZM89 260H86V261H89ZM92 260H94V259H92ZM98 260L100 261V259L98 258ZM102 260V261H103ZM105 260H107V258L105 259ZM137 259H135V260H133V261H136ZM160 260V259H159ZM163 260V259H162ZM161 260V261H162ZM171 260V259H170ZM169 260V261H170ZM177 260V259H176ZM196 260V259H195ZM207 260H208V263L206 262V260H204L205 262H206V264H210V259H208L207 258ZM220 260H221V258H220ZM231 260H233V259H231ZM44 261V260H43ZM96 261V260H95ZM132 261V260H131ZM130 261V262H131ZM133 261H132V264H133ZM224 261H225V258H224ZM229 261V260H228ZM235 261H237L236 259H235ZM238 261H240V260H238ZM260 261V260H259ZM35 262V261H34ZM38 262V261H37ZM69 262V261H68ZM85 262V261H84ZM90 262H92V261H90ZM94 262V261H93ZM101 262V261H100ZM138 262V261H137ZM156 262V261H155ZM165 262V261H164ZM167 262V261H166ZM181 262H182V260H181ZM197 262H198V260H197ZM203 262V261H202ZM204 262V263H205ZM213 262H215L214 264H216V260L215 261H213ZM218 262H219V258H218ZM221 262V261H220ZM219 262V263H220ZM232 262V261H231ZM54 263V262H53ZM60 263H63L62 261L60 262ZM65 263H66V261H65ZM79 263V262H78ZM77 263V264H78ZM87 263V262H86ZM96 263V262H95ZM102 263V262H101ZM100 263V264H101ZM109 262L107 261V263H105V264H108ZM141 263V264H142ZM146 263V264H147ZM157 263H158V261H157ZM161 263V262H160ZM169 263V262H168ZM168 263H166V264H168ZM174 263V262H173ZM199 263V262H198ZM197 263V264H198ZM219 263H217V264H219ZM230 263V262H229ZM233 263V262H232ZM257 263V262H256ZM260 263H261V261H260ZM34 264V263H33ZM82 264H84V263H82ZM89 264V263H88ZM131 264V263H130ZM136 264V263H135ZM155 264V263H154ZM161 264H163V263H161ZM202 264V263H201ZM224 264H228V262L227 263H224ZM234 264V263H233ZM237 264H238V262H237ZM257 264H259V262L257 263Z\"/></svg>",
  "mask_w": 264,
  "mask_h": 264
},
{
  "label": "rangeland",
  "instance_id": "374dc122",
  "mask_svg": "<svg viewBox=\"0 0 264 264\" xmlns=\"http://www.w3.org/2000/svg\"><path fill=\"white\" fill-rule=\"evenodd\" d=\"M103 1H104L105 3H102ZM103 1L101 0V4H102V6H101V5L99 4L100 0H96V2L98 3V5H100V6L97 5V6H98V10H97V8H96L97 6L95 7V5H94V4L96 3L95 0H93V2H91V0H90V3H89V4H85V6H84V8L86 7V9H84V10H86V11L83 10V8H82L83 5L79 8L80 10L77 11V14H79V12H80V14L77 15V18L79 17V19H78V21H77V22H79V24H76L77 27L75 28V30H76L77 32H78V31H79V32H78V33H77V32H75V33L72 32L71 35H72V34H77V35H78V34L80 33V31H81V34H79V35L76 36V37H75V35H73V37L70 38V39H71V41H72V43H73L74 48H75V45L77 44V41H78V44H77V45L80 44V40H81L82 43H83V41L85 42L84 44H80V45H79L80 48L77 46L76 49L78 50V48H79V52H80V53H79V52H78V53H79V55L82 54L81 57H80V63H81L83 66H84V64H85V67H87L88 65H91V66H88L89 68H85V67H83V66L81 65V69H80L81 71L78 69V72L80 71L79 74L83 75V73H82L83 71L85 72L87 69H88L87 71H89V70L92 69V67H94L93 69L96 68V69L94 70L95 72H92V71H91V72H90V71L88 72V74H90V75H89L90 77L88 76V74H86V75L84 74L83 77H81V76L79 75V76L82 78L81 81H80V80H79V81L82 82V81L84 80V77H85V79L88 78L89 80H92V76H94V75H95V76L102 75V76H101L102 79H101V77L98 78L99 83L96 81L97 83H95V85L99 84L98 87L101 86L100 91H101V89L104 90V91H102V92H100V93L98 94V93H97V91H98L97 89H98V88H96V90H95L96 94L100 95L101 93H104V92H105V93H104L105 95H106V94H111V96H112L114 93H115V95H116V93H117V91H118V93H117V94H119L118 96H120V97L122 96V97H123V98H121L120 101H119V98H118L117 96H116V98H118L117 101L112 100L113 97L115 98V95H113V97H109L110 100H109L108 102L111 101V104L113 105L112 107H114V108H112V107L110 108V105H111V104H110V103H107V104H110V105H109V108H108V105L106 104L105 106H103V107H106V108H104V109H105V110H106L107 108H108L109 110L112 109V111L114 112L113 109H115V106H114L115 103L113 104L112 102L114 101V102H116V104H117L118 101H119V103H120V102L123 101V99H124V100L126 99V102H125V101H123V102H125L127 106H125V104H123L124 106L121 104V106L124 107V108L122 107V109H123V110L125 109V111H127V112H128V110H129V113H131V112H134V111H130V110H133V109L135 110V108H136V109L139 108V106L137 107L136 105H137V104L139 105V102H140L139 100H141V98H142V94L138 97V94L141 93V90H139V89H141V88H139V87H140V83L138 84L139 81L136 82L137 80H139V76H138V74H134L135 72H137V67H139V64H138V63H140V60L142 61L143 56H144V50H143L142 38H141L140 35L138 34V28L136 27V24L138 23V18H134V17L137 16V15H135V11L138 13V11H137V10H138V7H137V10H136V7H135V6H137L139 3H136V2H137V1H140V0H136V1H135V0H132V1H130V2H131V5H132L133 7H132V6L130 5V3H129V7H128L129 10L127 9V6H128L127 4H128V3H126V6L124 5V1L126 2L127 0H121L122 3H121V1L119 0L121 4L118 2V0H111L110 2H109V0H108V3H106V0H103ZM113 1H116V2H117V4H116V2H114V4L117 5L116 8H118V9L115 8V5H114V7L112 6L111 2L113 3ZM134 1H135V2H134ZM161 2H164V1H161ZM97 3H96V4H97ZM109 3H110L111 5H110ZM90 4H91V6H90ZM103 4H106V5H105V11H104L106 15L109 14V16H111V14H112L113 11H114V13H118V14H117V15H118V18L114 17V16H117L116 14H114V16H111V18H108V16H106V18H108V20H106V19H105V14H104V12H103V14H102V11H101V9H100V8H104V7H103ZM136 4H137V5H136ZM88 5H89L90 8L87 7ZM109 5H110V6H109ZM120 5H121L122 7H123V5H124L125 7L122 8ZM92 6H93V7H92ZM111 6H112V7H111ZM118 6H119V7H118ZM107 7H109V9H112V8H114V9H112V11H111V10H109ZM110 7H111V8H110ZM120 7H121V8H120ZM130 7H132V8L134 9V13H133V10H132V9H131V12H130ZM81 8H82V11H83V12L81 11ZM87 8H88V10H87ZM93 8H96V10L93 9ZM99 9H100V11H99ZM107 9H108V10H107ZM126 9H127V11H126ZM91 10H92L93 12H92ZM94 10H95V11H94ZM102 10H104V9H102ZM106 10H107V11H106ZM116 10H117L118 12H117ZM121 10H122V12H119V11H121ZM87 11H88V13H87V15H86V12H87ZM109 11H111V13H110ZM123 11H125V12H123ZM106 12H107V13H106ZM108 12H109V13H108ZM126 12H128V13H126ZM129 12H130V13H129ZM82 13H84V14L81 15ZM89 13H91V15H90ZM92 13H93V14H92ZM98 13H99V14L101 13V14L99 15ZM137 13H136V14H137ZM121 14H122V17H121ZM125 14L128 15V18H126L127 15H125ZM130 14H132V15H131L132 18L130 17V18H131L130 20H131L132 22H130V20H127V21H126V19H129V15H130ZM84 15H86V16L83 17ZM88 15H89L90 17H89ZM93 15H94V16H93ZM95 15H96L97 17H96ZM101 15H102V17H101ZM103 15H104V17H103ZM133 15H134V17H133ZM92 16H93L95 19H94ZM98 16H99V17H98ZM82 17H83V19H82ZM91 17H92V18H91ZM137 17H138V16H137ZM84 18H85V19H84ZM88 18H89V19H88ZM90 18H91V20H90ZM97 18H98V19H97ZM101 18H102L104 21H103ZM113 18H114V20H113ZM86 19H88V20H86ZM100 19H101V20H100ZM110 19H111V22H114V21H115L116 23H115V22H114V23H111V22L109 23ZM116 19H119V21H120V23L118 22V23H119V26H120V24H121L120 29H119L120 32H119L118 30H117L118 32H117V31H114V30L117 29V25H115V24H117V21H118V20H116ZM121 19H122V20H121ZM136 19H137V20H136ZM63 20H65V19H63ZM82 20H85V21H82ZM89 20H90V22H89ZM92 20L95 21V22L92 23V22H93ZM96 20H98V22H97ZM123 20H124L125 22H128V21H129L128 23L131 24V27H129L130 25H129L128 23H126V24H128V25L125 27V26H124L125 23L123 22ZM135 20H136L137 22H136ZM91 21H92V22H91ZM99 21H100V22H99ZM101 21H102L103 23H105V24H102V25H101V24H100V23H102ZM134 21H135V24H132ZM77 22H76V23H77ZM81 22H82V23H81ZM84 22H85V23H84ZM88 22H89V24L91 23V24H90V25H91V26H90L91 28L89 27ZM106 22H107V25H108L109 28H105V26H106ZM83 23H84V24H83ZM95 23H97V24H95ZM108 23H109V24H108ZM66 24H67V23H66ZM92 24H94V26L97 25V27H95V28H97V29H94V26H93ZM126 24H125V25H126ZM67 25H68V24H67ZM79 25H83V26L80 27ZM85 25H86V28H85ZM104 25H105V26H104ZM109 25H110V26H109ZM111 25L113 26V28H112ZM132 25H135V27H136L137 29H136L134 26H132ZM137 25H138V24H137ZM161 25H163V24H161V23L158 24V26L160 27V28H158V29H159V32H160V31H161V32L159 33L160 35H157V36H159V39H156V40H155V43L157 44V45L155 44V46L158 48V44H159V43H157V41L159 40V42H161V43L159 44V47H160V48H158L159 50L162 49L163 51H165L166 49H168V50H169V53L173 54V53H172V52H174L173 49H176V50H175V55L173 54L175 57H174L173 59H171V58L173 57V55H172V57H171V55L167 56V55H168V54H167L166 56L169 57V58H168V60H166L167 57H165L164 54L167 53L168 50H166L167 52H166V51L163 52L162 50H161V51L157 50V53L160 52V53H159L160 56L163 54L164 56H163V55H162V56H163V58L165 59V61H166L167 63L169 62V63L171 64V65H170V64L168 63V67L171 68V69H174L175 66H172V63H173L174 61L176 62V59H177L176 57H178V55H179V54H178V53H179V50H178V49L180 48V45L178 46V44H180V43H179V41H177L178 39H177L176 37H175V38H176V40H175L174 37H171V36H168V40H167V38H166L165 41H164V39H163V38H164V37H163V31H164V33H165L166 30H165L164 25H163L164 29L162 28ZM65 26H66V25H64V27H65ZM99 26H100V27H99ZM102 26H103V27H102ZM115 26H116V29L114 28ZM83 27H84V28H83ZM101 27H102V28H101ZM106 27H107V26H106ZM122 27H125V28H128V27H129V29H128V31L125 32V28H122ZM133 27H134V28H133ZM66 28H67V27H66ZM77 28H78V30H77ZM80 28H81V29H80ZM82 28H83L84 30H83ZM103 28H104V29H103ZM118 28H119V27H118ZM130 28H131V29H130ZM86 29H87L88 31H85ZM89 29H91L92 31L89 30ZM93 29H94V30H93ZM98 29H103V30H98ZM108 29H110V30H108ZM113 29H114V30H113ZM123 29H124V30H123ZM132 29H134V30L132 31ZM160 29H161V30H160ZM162 29H163V31H162ZM75 30H74V31H75ZM96 30L99 31V32L97 33ZM106 30H107L108 32H107ZM121 30H123V32H122ZM126 30H127V29H126ZM83 31H85L86 33H84ZM94 31H95V32H94ZM82 32H83V33H82ZM87 32H89V33H87ZM90 32H91V33H90ZM93 32H94V33H93ZM112 32H113V33H112ZM128 32H130L129 35L127 34ZM132 32L135 33V36H136V34L139 35V37L136 36V38H137L138 40L135 38V36H134V34H133ZM99 33H101V34H99ZM116 33H119V34H120V35L118 34L119 37L122 36L123 33H124V35H126V34H127V35H126V36H123V37H120V38H117L118 35H117ZM121 33H122V34H121ZM82 34H83V35H82ZM85 34H88L89 37H88V36H85ZM95 34L98 35L97 37H100V39L98 38V40H97V39H96L97 37H96ZM103 34H104V35H103ZM161 34H162V35H161ZM90 35H91V36L93 35L94 37H96L95 40H97V41H95V40H94V37L92 36V37H93V38H92ZM100 35H101V36H100ZM107 35H108V36H107ZM111 35H112V36H111ZM115 35H116V36H115ZM106 36H107V37H106ZM127 36H128V37H127ZM129 36H130V37H129ZM161 36H162L163 38H160ZM68 37H69V36H68ZM79 37H81V38H83V39H81V38H79ZM112 37H114L115 39H114V38L112 39ZM131 37H132V40H130ZM165 37H167V36L165 35ZM73 38L76 39L75 42H74L75 39L72 40ZM84 38H85V40H87V41H85ZM89 38H91L90 40H91V41L93 40V41H92V42H90V40L88 41ZM105 38H106V39H105ZM126 38H127V39H126ZM128 38H129V40H128ZM139 38H141V39L139 40ZM157 38H158V37H157ZM67 39H68V38H67ZM101 39H103V40H101ZM122 39H124V40H122ZM133 39H134V40H133ZM160 39H161V40H160ZM172 39H173V40H172ZM99 40H100L101 42H100ZM107 40H108V41H107ZM111 40H112V41H111ZM121 40H122V42L127 40V43L125 42V46H126V47L124 46V43L122 44ZM135 40H137V42H136ZM169 40H170V41H169ZM174 40H175V41H174ZM94 41H95V42H94ZM110 41H111V43H112L113 45L110 43ZM117 41H119V42H117ZM128 41H129V42H128ZM130 41H131V44H132V43L134 44V46H135L136 43H137V45H139V46H137V45H136V46H137V48L139 47L138 49H139L140 51L137 50L136 46H135V50H137V51H135V50L133 49V44L130 46V47H131V48H130V47L128 46V45H130V44H129ZM133 41H135L136 43L133 42ZM167 41H168V43H169V44H167V45H169V46L166 45V42H167ZM176 41L178 42V44H177ZM86 42H87V44H86ZM97 42L101 43V44H100L101 46L98 47L99 44H97ZM107 42H108V43H107ZM116 42H117L118 44H117ZM170 42L173 43V44H171ZM174 42H175V43H174ZM232 42H233V41H230V44H229L230 46H232V47H230L231 50H234L235 48H237V52H236V49H235V52H236L235 54H236V55H235V57H234V59H233L234 62H235V60H236V57H238L237 60H236V63H237V64H236V63H233V64H236L235 66H237V67L239 68V70L241 69V70H240V73H241L242 75H244V73H245V71H244V70L242 71V69L247 68L248 66H250V64L254 63V61H255L256 63L252 64V65L249 67V69H250L249 71H247V70L245 69V70H246V73L249 72V73H247V74L245 73V75L251 78L250 73H251L254 69L256 70V68H259V69H260L259 71L256 70V71H253V72H252L253 75L255 74V76H256V77H255V76L252 77V78H254V80H255V86H256L257 82H261L260 80L264 78V77L262 78V76H261V75H262V74H261V73H262V69H263V72H264V68H263V67H264V66H263V65H264V62H261V61L258 62V61H256V60H254V58L252 59V56H253L254 50H253V48H251L252 46H250L249 43H248V44L245 43L244 45L242 44L243 47H242V48H239V47H241L242 45H241V46L239 45L238 47H234V46H237V44H236L235 42H233V43H234V45H233ZM75 43H76V44H75ZM88 43H91L92 45H90V44H88ZM94 43H95V44H94ZM120 43H121L122 45H121ZM162 43H163V44H162ZM164 43H165V44H164ZM74 44H75V45H74ZM93 44H94V45H93ZM110 44H111V46H109ZM82 45H84V46H82ZM89 45H90V46H89ZM161 45H162V46H161ZM163 45H164V46H163ZM172 45H175L176 48H175V46L173 47ZM247 45H248V46H247ZM85 46H86V47H85ZM91 46L96 47V49L93 48V50H92V49H91ZM107 46H108V47H107ZM120 46H122V47H120ZM127 46H128V47H127ZM155 46H154V48H153V49H154V52H156V50H155L156 47H155ZM170 46H171V48H170ZM84 47H85L86 49H85ZM124 47H125V49H122V48H124ZM161 47H162V48H161ZM163 47H165L166 49L164 48V49H165V50H164ZM168 47H169V48H168ZM247 47H248V51H247ZM97 48H99V49H97ZM101 48H102V49H101ZM127 48L130 49V50L128 51L129 53L127 52ZM140 48H141V49H140ZM177 48H178V49H177ZM81 49H82V50H81ZM87 49H89L90 51L88 50V51H89V52H88ZM115 49H116V50H115ZM119 49H120V51H119ZM131 49H132V50H131ZM239 49L242 51V54H241V51H240ZM245 49H246V50H245ZM251 49H252V50H251ZM65 50H66V48H65ZM65 50H64V52H65ZM80 50H81V51H80ZM85 50L87 51V53H89V54H88L89 56L86 55V51H85ZM98 50H99V51H98ZM100 50H101V51H100ZM112 50H114V51H112ZM123 50H124V51H123ZM133 50L135 51V53H136V52L138 53L139 57L137 56V53H136V54L134 55L135 59L133 58V56H132V54L134 53ZM141 50H143V51H141ZM170 50H171V51L173 50V51L171 52ZM238 50H239V51H238ZM92 51H93V52H92ZM97 51H98V52H101V53H99V57H97V55H98V54H97V53H98ZM108 51H109V52H108ZM130 51L133 52V53L131 54ZM158 51H159V52H158ZM243 51L245 52V57L247 56L246 54H248L249 57H248V56H247V57H248L249 59H248V58H245V57H244V59H242L243 56H244V55H243V54H244ZM250 51H252V52H250ZM81 52H82V53H81ZM84 52H85V55H83ZM94 52H96V53H94ZM102 52H103V53H102ZM121 52H122V54H121ZM126 52H127L128 54H127ZM139 52H140V53H139ZM161 52H162V54H161ZM176 52H177V53H176ZM239 52H240V53H239ZM246 52H248V53H246ZM93 53L95 54L94 57H97L98 59H96V58H94V57H93V58L91 57V56H93ZM104 53H106V54H104ZM125 53H126V55H128L127 57H129V59L132 60V61H130V60L126 57V55H124ZM238 53H239V54H238ZM90 54H92V55H90ZM102 54H104V56L101 57L100 55H102ZM107 54H108V55H107ZM110 54H111V55H110ZM249 54H251V56H250ZM105 55H107V56H106V57H107V58H106V61L104 60ZM118 55H119V56H118ZM123 55H124V56H123ZM129 55L132 56V57H130ZM176 55H177V56H176ZM84 56H85V62H84V60L82 59V58H84ZM109 56H110V57H109ZM113 56H114V57H113ZM136 56H137V57H136ZM140 56H141V57H140ZM162 56H161V57H162ZM239 56H241V59H240ZM89 57H90V59H89ZM100 57H101V58H100ZM117 57H118V58H117ZM122 57H123V60H121ZM124 57H125V58H124ZM250 57H251V58H250ZM87 58H88L89 60H88ZM110 58H111V59H110ZM132 58H133L135 61H134ZM136 58H137V59L139 58V59H138L139 61H138L137 63H136V61H137ZM140 58H141V59H140ZM175 58H176V59H175ZM92 59H93V60H92ZM95 59H96V60H95ZM124 59H128V60H124ZM238 59H239V60H238ZM82 60H83V61H82ZM90 60H91V61H90ZM97 60H98V61H97ZM102 60H104L105 62L102 61ZM108 60H110V61H108ZM113 60H114V62L112 63ZM118 60H119V61L121 60V62L118 63V62H119ZM172 60H174V61L171 62ZM243 60H244V61H245V60H248V61H247V64H248V65H247V67L244 66L245 68H244L243 66L241 67V65H240V64H242V63H243L242 65L245 64L246 61L243 62ZM249 60H250V61H249ZM252 60H253V61H252ZM86 61H88V62L90 61V62H89V63H88V62L86 63ZM95 61H96V62H95ZM100 61H101V62H100ZM117 61H118V62H117ZM127 61H129V62H127ZM231 61H232V60H231ZM238 61H239V63H238ZM97 62L101 63L102 65H104V64H103V62H104V63H105L104 67H100L101 64H99V63H97ZM107 62L110 63V65H109ZM125 62H126V64H124ZM130 62H131V64H130ZM241 62H242V63H241ZM257 62H258V63H257ZM83 63H84V64H83ZM90 63H91V64H90ZM94 63H95L96 66L93 65ZM111 63H112V64H111ZM117 63H118V64H117ZM128 63H129V65H128ZM132 63H133L134 65H133ZM135 63H136V64H135ZM97 64L99 65L100 68H98V65H97ZM107 64H108L109 66H108ZM113 64H117V65H119V66H120L121 64L124 65L123 68H122V65H121V67H120L121 69L118 68V67H116V65L114 66V67L116 68V70H117V68H118V71H119L120 73H122V75L119 73V76H118V71H113V70H114V69H113V68H114V67H113ZM231 64H232V62H231ZM255 64H258L257 66H259V67H257ZM262 64H263V65H262ZM92 65H93V66H92ZM126 65H127V66H131L132 71L134 70V69H133L134 66L137 65V66L135 67V70H136L135 72H134V71L132 72L131 69H128L129 67L127 68V69H128V70H127L128 72H129V71L132 72L131 74H128V76L130 75V77H131V75H133V76L136 75V76H138V77L134 76V78H136V79H134V78L132 77L134 80H132V79H129V80H128V78H130V77L125 76V75L127 74V72H126V70H125V72H123L122 69H126V68H125V67H127ZM132 65H133V66H132ZM140 65H141V64H140ZM152 65H153V66H152ZM173 65H175V63H174ZM238 65H240V66H238ZM245 65H246V64H245ZM261 65H262V66H261ZM170 66H171V67H170ZM79 67H80V64H79ZM82 67H83V68H82ZM106 67L108 68L107 70H108L109 72L107 71L105 74L102 73V70H101V72H99V70H100L101 68L103 69V72H104ZM112 67H113V68H112ZM132 67H133V68H132ZM140 67H141V66H140ZM140 67L138 68V70H139V69L141 70ZM150 67H152V69L154 70V63H151ZM172 67H173V68H172ZM255 67H256V68H255ZM260 67H261V68H260ZM109 68H110V69H109ZM111 68H112L113 70H112ZM253 68H254V69H253ZM84 69H86V70H84ZM93 69H92V70H93ZM98 69H99V70H98ZM119 69H120V70H119ZM152 69L150 68V74H151V76H152L151 81H152V79H154L153 74H152V72H153ZM111 70L113 71V73H114V72H115V73L112 74V73H111V72H112ZM97 71H98V73H97ZM110 71H111V72H110ZM250 71H251V72H250ZM257 71H258V73H257ZM259 72H261L260 75H256V74H259ZM85 73H87V72H85ZM91 73L94 74V75H92ZM99 73H100V74H99ZM109 73H110V76H109ZM123 73H124V74H123ZM125 73H126V74H125ZM129 73H130V72H129ZM96 74H97V75H96ZM98 74H99V75H98ZM116 74H117V77L115 76ZM248 74H249L250 76H249ZM91 75H92V76H91ZM106 75H108V79H106L107 81H105L104 83H106L107 86H104V85H103V84H104L103 82H102V85H100L101 81H104L103 76H106ZM111 75H114V76L112 77V78H113L112 80H110V79H111V78H110ZM123 75H124L125 77H128L127 79H126V78H124V79H125L126 81H128L127 83H129V84L126 85V81H125V80H123V81L121 80L120 76H122V78H123V77H124ZM151 76H150V77H151ZM259 76H261V77L259 78ZM263 76H264V74H263ZM106 77H107V76H106ZM106 77H105V78H106ZM118 77H119L120 79H117ZM90 78H91V79H90ZM109 78H110V79H109ZM114 78H116V79H114ZM137 78H138V79H137ZM252 78H251V79H252ZM79 79H80V78H79ZM258 79H259V80H258ZM108 80H109V81H112V84H113L114 86H113V85L110 86V85H111V82H110V84H107ZM114 80H115V81H114ZM131 80H132L133 82H132ZM135 80H136V81H135ZM119 81H120V83H117V82H119ZM121 81H122L123 83H121ZM129 81L132 82L131 85L134 84L135 86L133 85L134 87L131 86L132 88H130V87H129V85H130V82H129ZM84 82H85V84H86V83L89 82V81H88V80H84L82 83H79V84H81V85H79V87L81 86V89H83L82 86H85V87H86L88 84L91 83V82H90V83H88V84L85 85ZM124 82H125V84H124ZM134 82H135V83H134ZM153 82H154V81L151 82L150 87H152L151 85H153ZM115 83H116L117 86L115 85ZM82 84H83V85H82ZM92 84H93V81H92ZM119 84H120V85L122 84L121 87L119 86ZM136 84H137L139 87H138ZM260 84H261V83H260ZM260 84H257V87H260V89L256 87V90H258L257 92L260 91L259 93H261V91H262V89H261L262 86H260ZM95 85H94V88L96 87ZM108 85H109V86H108ZM123 85H125L126 87L123 86ZM92 86H93V85H92ZM102 86L104 87V89L102 88ZM118 86H119V87H118ZM122 86H123V88H122ZM89 87H90V85H89ZM111 87H112V88H111ZM137 87H138L139 89H138ZM196 87H199V85L197 84ZM116 88H117V89L119 88L120 90H123V91L119 92V89L117 90ZM125 88H127V89H125ZM129 88H130V90H132L133 92H135L134 95H136V97H134V98H136V99H132V98L130 99V97H132V96H134V95L132 94V95L130 96L131 93H128V92H127V91L129 90ZM133 88H137V89L135 90V89H133ZM108 89H109V90H108ZM112 89H113V90H112ZM111 90H112V91H111ZM114 90H115V92H113ZM126 90H127V91H126ZM130 90H129V91H130ZM138 90H139L140 92H136V91H138ZM110 91H111V93H110ZM124 91H125L126 93H128L129 95H127ZM107 92H108V93H107ZM112 92H113V94H112ZM130 92H131V91H130ZM133 92H132V93H133ZM120 93H122V94H120ZM199 93L201 94L200 89H199ZM102 95H103V94H102ZM102 95H101V96H102ZM108 96H110V95H108ZM129 96H130V97H129ZM261 96H262V95H261ZM98 97H100V96H98ZM103 97H104V95H103ZM101 98H102V97H101ZM116 98H115V100H116ZM128 98H129L130 100H129ZM139 98H140V99H139ZM260 98H262L263 102H261L262 100H261ZM260 98L256 101V104H255V107H256L255 112H256V110H257V112H256L255 114H257V117H256V118L253 117L254 119L252 118V121H253L252 123H253L254 127L252 126V124H250L251 122H250L249 124L246 125L245 123H247V122H244L243 120H239V119H237V118L234 119V117H236V116H233V121H232V118H230V119L228 120V122H230V124L228 123V124H229V128L232 129V130H230V131H231V135H232V137H234V138H236V139L238 138L239 140H238V139L235 140L234 138H232V140H231L232 142H231V143H232V145H234L235 148L233 149V148H232V145H231V149H232L231 152H233V153L229 152V155H228V157H227L226 162H227V164H230L231 162H233L234 164H233V163L230 164V165H232L233 167H236V166H237V167H240V166H241L240 168L242 169V171H241L240 174H239L240 176H239V175L236 176L237 179H239L241 182H240V181H238V183L228 182L229 180L226 179L225 174L222 173V172H221V174H220L221 176L219 175V178H218L217 175H215V173L217 172V167H216L217 165L215 166V164L212 162V159H210L209 156L206 157V155H203V154H202V157L199 159L200 162L197 164V165H199V166H197V170H199V171H198L197 173H199V172H200V174L202 173L203 177H205V178H202V175H200V177H201V178H200V177H199V174H198L197 177L200 179V181H199L198 178H197V179H198V181L200 182V184H201L202 181H203V183H202L203 190H204V188H206V189L203 191V192H205V194L203 193V195L205 196V195H206V192H207V197H209V196H210V197H214V198H212V199H211L210 197H209V198H210L211 200H214L215 203L212 202L211 200H208V199H207L208 201H207V203H206V202H205L206 197H204V196H203L204 200H203V198H202V200H201L202 202L198 201L199 203H201V204H203V205H204V204L206 205V204H208V202H209L210 206H205V205H204V207H203L204 209H206V208L208 209V207H209V211H208L207 209L205 210V212H204L205 215H204V213H203L204 209H202L201 204H198V202H197V205H198V206L200 205V206H199L200 209H198V206H197L196 204H195V205H196L197 207H196L195 205H193L194 207L192 206V207H193V210L195 209V211L192 210L191 206H188V207H187V206L185 205V206L188 208V210L191 209V212H192L193 214H195V213L198 214V216H197L196 214H195V215H191V214H190V215H191V218L194 219V220L188 218V215H187V214H189V211H187V209L184 208L185 206L183 205V203H181L176 197H173L174 192H173L168 186L164 185V183H162L161 181H160V182L162 183V186H161V183L159 182V180H156V179L154 180V179H153V176L156 174V172H154L152 166H155V165H156V166L159 168V167H161V166L164 165V163H162V165L160 164L161 166L159 165V162L157 161V155H160V154H159V153H161V152H160V149L162 148L160 145H158V142L160 141V144L162 145L163 143H161V142H163V139H164L165 137H163V138L156 137L157 141H155V140H153L154 142L152 141L153 143H155L154 146H157V145H158L157 147L160 148L159 150L157 149L159 152H157V151L152 152V151L156 150V149H155L156 147H155V148L152 147V144H153V143L150 144L151 142L149 143V145H151V147H149V149H148V150H149L148 153H147V151H145L146 154H147V157H145V159L147 158L146 162L149 160V161H153V162H155L156 164L153 165L152 162H150V163H151V165H150L149 162H147V163H145V162H141V161H142V158H144V155H145V154L143 155V153H144V151H143V152L141 153L143 156H141V154L139 153V151H140L139 149H140V148L137 149L138 147H140V145L138 144V143L140 142V141H139V139H140V138H139V137H140V134H138L139 131H137V130H140V129H139L140 127H138V126H140V124H139V123H140V122H139V121H140V120H139L140 116H137V115H140V110H135V112H137V111H138V112H137V114H134V116H135V115L137 116V119H136V120H139V121H138V124H139V125H138L137 123H135V124H137L138 129H137V128L135 129V126H136V125L132 126V125L134 124V122H136V120H135L134 118H132L133 116H130L129 114H128V115H127V114H124V115H127V116H126L127 119L130 117V119L135 120V121L132 120V123H133V124L131 125V123H129L130 120H129V121H126V120H127V119H125L126 117H125V118H124V116L122 117V115H123V113L121 114L122 110H117V109H116V110L119 111L120 114H121V115H120L119 112H117L118 115H120V116H118V115H117V116L120 117V118H124V119H118V122H119V120H120V121H121V120H124L125 122L122 121L123 123L121 122V125L123 124V126H124L126 123H127L126 125H129V124H130L132 127H131L130 125H129V126H130L132 129L129 128V127H127L126 125H125L126 127L124 126L125 128L122 129V126L120 125V122H119V124H118V122H117V116H115V114H117V113H116V110H115L114 113L111 111V115H112V113H113V115L115 116L114 118L112 117L113 115L110 116V114H109L110 111H109V112H106L107 110H106V111L103 110V113H101V118H100L101 121H103V119H104L103 122H105L106 119H108L109 122L112 123L111 121H112V118H113V122L115 121L114 119H116V121H115L114 123L117 122V124L120 125V126H118L117 124L113 125V123H112L111 128H110V125H109L110 123H109V124L107 123L108 120L106 121L107 125H105L106 123H105V124L103 123L104 125L101 123L102 125H100L101 132H102V130L105 132V131H106V128L109 127L108 130H109V131L111 130L110 132L112 133V135H111V133L109 132L110 135H111L112 137H113V136H116L115 138L111 139V141L109 142V144L112 145V144H113V141H114V144L112 145L113 148L111 147V149L114 150V148H115L116 150H114V152H115V153L117 152L116 154H117V155L119 154V155H118V157H116L115 154H114V152H113V154H111V153H112V152H111V153H110V156H109V157H110L109 161H111V162L109 163L108 160H104V161H103L102 158H101L98 154H96V153H95V154L92 153L93 156H95V160L98 159L97 162H100V164H101V165H100V164L98 163L99 166H98V165H96V166H98L99 168L101 167V173H102V174L99 173V172H100V171H99L100 169L97 170V169H96L97 167L95 166V164H93V165H94L93 167H96V168H94V169H95L94 171H95V172L98 171L97 173H95V174H96V175H95V174H94V171H92L93 167H91L92 165H90V167H91V171H92L91 173H92V175H93V176H91V177H93V179L95 178V179H94V182H95V183L92 181V179L89 180V187H90V189H91V190H90L91 192H89L88 195H86V196H88V197H85V196H79V197H77V196H76V198H74V195H73V194L71 195V193H66V192H61V191H59L58 188H57V184H56L55 182H53L52 184H50V185L47 187L46 193H45V195H44V197H43V204H44V210H43L44 212H43V213H44V217H45V219H46V220H45V225H46V229L48 230V231H47V236H48V238H46V241H45V243L43 244V247H42V248H41V246L38 247V248H34V250H33V254H32L33 259L31 260V261H32L31 264H33V263H34V264H77L78 262H79L78 264H82V263H84V264H88V263H89V264H100L101 262H102L101 264H105V263H107V261L109 262L108 264H130V263L132 264V261L135 260V259H137V260H136V261H133V264H135V263H136V264H141L142 261H139V260L142 259L143 262H144V259H143V258L139 259V258H140V254H141L140 252H142L141 250H143V252L145 251V254H146V255L148 254L147 251H149V254H150V255H152V256L154 255L153 257H152V256L150 257L149 254H148L147 256L144 254V256H146L147 259L153 258L152 261H150L149 263H153V260L155 259V260H154V263H155V264H161V263L166 264V263H168V262H169L168 264H186V263L184 262L185 259H188V260H189V258H190V259H191V258L193 259L194 257H196V258H194L192 261H193V262L196 261V264H197L198 262H199L198 264H201V263H202V264H206V262L208 263L207 258L210 259V260H209V261H210V264H214L215 262H213V261H215V260H216V264L219 263L220 261H221V262H220L219 264H224V263H227V262H228V264H233V263H234V264H237V262H238V264H240V263H241V260H242V257L244 256V253H245V250H244L245 246H243L242 244H246V243H247V244L250 243V244H248L249 246H250V245L252 246L253 244H255V245H253L252 247L255 248L254 252L256 251V253H253V255H251L252 258H253V260L255 261L254 263L257 264V263L259 262V264H264V249H263V253L260 252L259 254H258V250H257L258 248H261V247L263 248V247H264V221H263V220H264V216H263V215H264V211H262V210H264V206H263V204H264V201H263V200H264V188H263V187H264V162H263V161H264V160H263L264 157H263V159L261 158V157L263 156V154H264V150H263V149H264V145H263V142H264V137H263V136H264V131L261 130V129H263V126H264V123H263V124L261 123V122H264V117H263V116H264V115H263V114H264V113H263V111H264V96H263V97H260ZM127 99H128V100H127ZM138 99H139V100H138ZM131 100H132V101H131ZM136 100H137V102H136ZM259 100H260V101H259ZM127 101H128V102H127ZM129 101L132 102V104H131V103H130V104L133 106V109H132V106H130ZM133 101H134V103H133ZM123 102H122V103H123ZM119 103H118V104H119ZM261 103H262V105H261ZM66 104H67V105H66ZM66 104L64 103L63 106H62L64 109H61V110H64V112H65V113H62V114H63V117H62V118H63V119H62L63 122H61V124H64V122L66 121V119H64V118L69 117V115L71 114V112L75 114L74 107L68 105L69 103H66ZM118 104H117L116 108H119V109H120L121 106L118 107ZM133 104H134V105H133ZM257 104H258V105H257ZM64 105L67 106L68 108H69V107L72 108L73 110L71 111V109L69 108V114H68V112H67V111H68V108L65 107ZM128 105H129L130 107H129ZM259 105H261V106H259ZM154 106H155L157 109L154 108V111L156 110V111H155L156 113H153L152 116H153L154 114H156L155 117L157 118V117L160 115V117L158 118V119H159L158 122H163V123H165V124H164V125H161V123H159V125L163 126L164 129H165V128H166V129L169 128V130H170V128H171L170 131H168V130L166 131L167 134H169V133H171V132H174V129H175V131H177V129H178L177 125L179 124L178 122H179L180 120L177 119V118H178V117H177V113L174 115V113H175L176 111L174 112V110H172V108H171V110H170L169 107H167L168 109H167V108L164 109V111H165V110L167 111V114H168L169 112H171V114H170V113L168 114V116H170V117H168V119L165 118L166 121L164 122V119H162L163 121H160V118H164L165 115H163V114H166V112H164V113H159V112L163 111L162 108H160L159 106H156V105H154ZM154 106L152 105V107H154ZM262 106H263V109L261 110ZM125 107H127V108H125ZM134 107H135V108H134ZM152 107H150V109L153 111V108H152ZM257 107H258V108H257ZM65 108H67V109H65ZM101 108H102V107H101ZM130 108H131V109H130ZM159 108H160V110H159V112H157V110H158ZM259 108H260V109H259ZM100 110H102V109H100ZM169 110H170V111H169ZM73 111H74V112H73ZM104 111H105V113H108V115H106V114L104 113ZM152 111H151V112H152ZM154 111H153V112H154ZM259 111L262 112V113H259ZM61 112H62V111H61ZM100 112H101V111H100ZM100 112H99V115H100ZM66 113L68 114V116H67V115L64 116V114H66ZM125 113H126V112H125ZM138 113H139V114H138ZM74 114H71V115H70L71 118H72V122H73V119H74V116H72V115H74ZM102 114H103V115H102ZM104 114H105V115H104ZM132 114H133V113H132ZM157 114H159V115L157 116ZM161 114H162L163 116H162ZM255 114H254V116H255ZM260 114H262V116H261ZM171 115H172L173 117H174V116H175V117H174L173 119H170V118H171ZM66 116H67V117H66ZM102 116H103V117H102ZM104 116H105V118H104ZM106 116H107V117L109 116V118H107ZM128 116H129V117H128ZM136 116H135V117H136ZM111 117H112V118H111ZM166 117H167V115H166ZM260 117H261V118H260ZM102 118H103V119H102ZM153 118H154V116H153ZM156 118H154V119L157 120ZM68 119H70V117H69ZM169 119H170V121H169ZM175 119H176V120H175ZM236 119L238 120L239 125H238L237 121H235ZM255 119H256V120H255ZM257 119H258V120L260 119V120H262V121L259 120V121H260V122H259ZM62 120H61V121H62ZM110 120H111V121H110ZM172 120H173V122H172ZM68 121L71 122V120H68ZM68 121L65 122V123H67V124H65V125H68V124H69ZM167 121H169V122L167 123ZM174 121H175V122H174ZM177 121H178V122H177ZM239 121H240V122H239ZM241 121L243 122V123H242V126H245V125H246L244 128H243L242 126L240 127V123H241ZM156 122H157V121H156ZM158 122H157V123H158ZM171 122H172V123H171ZM176 122H177L178 124L175 125L174 123H176ZM254 122H257V123L254 124ZM124 123H125V124H124ZM170 123H171L172 125L174 124V126L172 127V125H171ZM232 123H233V124H232ZM234 123H235V124H234ZM61 124H60V125H61ZM168 124H169V125H168ZM236 124H237V125H236ZM257 124H259V125H257ZM261 124H262V125H261ZM108 125H109V126H108ZM116 125H117L118 127H120V128H117V127H116V129L118 130V133H120L119 131H121V134L124 135V136H120L121 134H120V135H117V134H118L117 131L114 132V129H113V128H114ZM159 125H158V126H159ZM167 125H168V126H167ZM170 125H171V126H170ZM234 125L237 127V129H236V127H235ZM250 125H251V126H250ZM260 125H261L262 127H261ZM61 126H62V125H61ZM70 126H72L71 128H72V130H73V123H72V124L70 123ZM70 126L66 128V126L63 125V126H62L63 128L61 127V130L63 129L64 132L67 134V136H66V134H64V137L66 136V137H65V138H66V143H65V144H69V145H70V143H68L67 141L70 142V140H67V137H70V138L72 137V138H71V142H73V140H74V137H73V136H74V133L72 132V130H71L72 134H70V132H69V131H70V129H69ZM102 126H103V127H102ZM106 126H107V127H106ZM113 126H114V127H113ZM156 126H157V124H156ZM161 126H160V127H161ZM166 126H167V127H166ZM169 126H170V127H169ZM230 126H231V127H230ZM248 126H249V128L252 129V131H250V133H251V132H252V133L254 132V134H252V137H253V138L250 136V137L252 138V140H250L251 138H248V140L246 139V138H247V133H248V131L251 130V129H249L248 131H246L245 128H247ZM255 126H256V127H255ZM175 127H177V129H176ZM258 127H259V128H258ZM126 128H127V129H126ZM161 128H162V127H161ZM161 128H158V130L161 129ZM173 128H174V129H173ZM234 128H235V132H234V130H233ZM67 129H68L69 131H68ZM120 129H122V130H120ZM125 129H126L127 131H126ZM129 129H130V133H129V134H132L131 132L133 131L134 133H133L132 136H133V138H135V140L137 139L136 141H137L138 143H137L136 141H134V139H133V141L136 143V147L139 145L137 148H136L135 145H134L132 151H135L134 148L137 149V150H136L137 152H136V151H135V152H136L137 154L139 153L140 156L137 155L135 152L132 154V155H133V156H132L131 153H129V149H127V148H129V147L132 148V146H133V145H132V143H133V141H132V136L130 135L131 138L128 136V130H129ZM134 129H135L137 132H136ZM162 129H163V128H162ZM164 129H163V130H164ZM238 129H239L240 131H241V130H242V131L240 132ZM243 129L245 130V133L243 132V131H244ZM247 129H248V128H247ZM63 130H62V131H63ZM163 130H162V131H163ZM172 130H173V131H172ZM236 130H237V132H236ZM257 130H258V131H257ZM62 131H61V132H62ZM67 131H68V132H67ZM123 131H124V132H123ZM160 131H161V130H160ZM160 131H157V127H156V132L160 133ZM164 131H165V130H164ZM232 131H233V132H232ZM261 131H262V132H261ZM113 132L115 133V135H114ZM125 132H126V133H125ZM135 132L137 133V134H136L137 136L135 135ZM239 132H240V133H239ZM258 132H261V135H262V136L260 135V133L258 134ZM116 133H117V134H116ZM123 133H124V134H123ZM139 133H140V132H139ZM158 133H157V134H158ZM164 133H165V132H164ZM164 133L162 134V136H163V135H165V136L167 135V134H164ZM234 133H235V134H234ZM237 133H239V135H238ZM243 133H244L245 136L242 135ZM61 134H62V133H61ZM126 134H127V135H126ZM174 134H176V132H175V133H171V135L169 134V136H172V138H173V137L175 138V135H174ZM177 134H178V135L176 136V138H177V137L179 138V136H180L179 131H178ZM255 134H256V135H255ZM257 134H258L259 136H261L263 139L261 140V139H260L261 137L259 138V136H258ZM68 135H70V136H68ZM71 135H72V136H71ZM159 135H160V134H158L157 136H159ZM173 135H174V136H173ZM250 135H251V134H250ZM118 136H120L121 139L118 138ZM134 136H136V137H134ZM235 136H236V137H235ZM243 136H244V137H243ZM255 136H257L258 138H257V137L255 138ZM64 137H63V134H62V139H63ZM122 137H123V140H122ZM239 137H240V138H239ZM248 137H249V136H248ZM97 138H99V137H97ZM117 138H118V139H117ZM129 138H130L131 140H130ZM166 138L170 139V141L174 139V138L172 139V138H170V137H166ZM166 138H165V139H166ZM176 138H175V139H176ZM178 138H177L176 140H178ZM242 138H243V139H242ZM62 139H61V140H62ZM119 139L122 140V141L120 142ZM125 139H126V141H125ZM158 139H159V140H158ZM161 139H162V140H161ZM253 139L256 140L255 143H251V142H254ZM96 140H97V139H96ZM233 140H234V142H233ZM241 140H242V141H241ZM63 141H64V140H63ZM118 141H119V142H118ZM128 141H129V142L131 141V142H130V143H127ZM164 141H165V140H164ZM167 141H169V140H167ZM170 141H169V142H170ZM237 141H238V143H237ZM243 141H246V143L243 142ZM249 141H251V142H249ZM111 142H112V143H111ZM124 142H126V143H124ZM156 142H157V144H156ZM165 142H166V141H165ZM165 142H164V143H165ZM169 142H167V145L169 144ZM235 142H236V143H235ZM241 142H242V143H241ZM257 142H259V143H257ZM261 142H262V143H261ZM73 143H74V142H73ZM117 143H119V144H117ZM239 143H240V144H239ZM244 143H245V144H244ZM62 144H64V142H63ZM65 144H64V145H65ZM109 144H108V147L111 146V145H109ZM127 144H129V145L131 144V146H129V145H127ZM133 144H134V143H133ZM165 144H166V143H165ZM165 144L163 145V148H162V149L165 148ZM247 144H249V145L247 146ZM254 144H255V145H254ZM260 144L262 145V147L260 146V148H259V145H260ZM64 145H63V146H64ZM71 145H73V144L71 143ZM115 145H116V146H115ZM167 145H166V148L169 147V145H168V146H167ZM236 145H237V146H236ZM242 145H243V146H242ZM244 145H245V146H244ZM250 145H251V146H250ZM252 145H253V146H252ZM123 146H124V147L126 146V147H125L126 149H125ZM241 146H242V148H240ZM249 146H250V148H249ZM254 146H255L256 148H255ZM65 147H67V149H68L69 146L66 145ZM71 147H72V146H70V148L68 149L69 151H70ZM119 147H120V148H119ZM237 147H239V148H237ZM243 147H244V148H243ZM246 147H247V148H246ZM117 148H118V149H117ZM150 148H152V151H151V152H150V150H151ZM166 148H165V151H166V150L169 151V152L166 151V152H167L166 155H167V154L170 153L171 151L169 150V148H168V149H166ZM177 148H179V147H176V149H177ZM236 148H237V149H236ZM245 148H246V149H245ZM243 149H244L245 151H244ZM253 149H255V150H253ZM257 149H260V150H257ZM261 149H262V150H261ZM119 150H120V151H119ZM125 150H127L128 152H127V153H126V152L124 153ZM138 150H139V151H138ZM145 150H146V149H145ZM177 150H178V149H177ZM179 150H180V148H179ZM235 150H237V151L235 152ZM238 150H239V151H238ZM241 150L244 151L245 154H247V155H245V156H246L248 159L251 157V155H249V154H252V153L254 152V153L252 154V159H253V158H254V159H253V160H252V159H249V161H248V159L245 158V156L243 155V156H242V160L244 159V160H246L247 162H244V160H243V161L241 160V161H242V162H241L240 160H238V158H236V160L233 159V161H232V158H231L232 156H231V155H236V156H233V157L235 158V157H240L241 154H244V152L242 153ZM248 150H249L251 153H247L246 151H248ZM107 151H108V150H107ZM121 151H122V152H121ZM141 151H142V148H141ZM161 151H162V150H161ZM249 151H248V152H249ZM259 151H261V152H259ZM149 152L152 153V154L155 153V154H154L155 159L153 158L154 156H153L152 154H150ZM176 152H177V154H176ZM234 152H235V153H234ZM237 152L239 153L240 156L237 155V154H238ZM256 152H257V154H258V153H262V154H258V155L260 156L259 159H258V156H257ZM122 153H123V154H122ZM128 153H129V154H128ZM179 153H182V154H180V155L184 157L182 151H180ZM236 153H237V154H236ZM92 154H91V157H93ZM161 154H162V153H161ZM112 155H113V158H112ZM125 155H126V156L128 155V156L125 157ZM129 155H131L132 158H131V157L129 158ZM135 155H137L139 158L136 159L137 156H135ZM148 155L152 158V160H150L151 158L148 157ZM151 155H152V156H151ZM175 155H176V156L178 155V157H176ZM180 155L178 154V151H176V150L174 151L173 156H175V157L173 158V161H175V164L177 163V161H179L178 164H176L177 166H179L180 163H182V160L185 159V157L182 159V158L180 157ZM253 155H254V156H253ZM255 155H256L257 157H256ZM96 156H97V157L99 156V158H96ZM120 156H121V162H123L124 160H127V159H128V160L131 159V160H133V161L129 160L127 163L123 162L124 165L122 164V166H121V163H120V160H119ZM163 156H165L164 153L162 154V157H163ZM204 156L206 157V160H207V158H209L207 161H211V162L213 163V164H212V163L210 162V165H211L212 167H210L209 162L206 161L208 164H207L206 162H204V161H205V160H204V159H205ZM248 156H250V157H248ZM158 157H159V156H158ZM166 157H167V156L163 157L162 160L164 161V158H166ZM255 157H256V158H255ZM114 158H115V159H114ZM116 158H117V159H116ZM124 158H126V159H124ZM140 158H141V160H140ZM159 158H161V157H159ZM177 158H178V159H177ZM179 158H180L181 161L179 160ZM230 158H231V159H230ZM260 158H261L262 160H261ZM91 159H92V158H90V161H91ZM123 159H124V160H123ZM135 159H136V161H137L139 164L135 161ZM174 159H175V160H174ZM201 159H202V160H201ZM240 159H241V157H240ZM256 159H258L259 162L261 161V164H262V165H261L260 163H258ZM93 160H94V157H93ZM93 160H92L91 163H94V162L97 163L96 161L93 162ZM99 160H102L103 163H102L101 161H99ZM115 160H116V162H115ZM138 160H139L141 163H140ZM229 160H230V161H229ZM117 161H118V162H117ZM143 161H145V160L143 159ZM163 161H160V162H163ZM235 161H237V162H236V166H235ZM238 161H240V162H238ZM250 161H252L251 164L254 165V169H252V170H251V168H253V167H252L253 165L249 164ZM253 161H256L257 163H256V162H253ZM104 162H105V163H104ZM107 162H108L109 164H108ZM112 162L115 163L116 166H117V163L120 164V166L123 167V170H125V171H121L122 168L120 167L121 170L119 171L120 173H119V176H118V173H116V172L114 171V166H115V164H114V166L111 167V164H113ZM132 162H133V163H132ZM135 162H136V163H135ZM184 162H185V160H184ZM201 162H203L204 164L201 163ZM130 163L133 164V165H134V163L137 164V167H138L137 170H135V167H136V166H135V165H134L135 167H134V166H130ZM157 163H158V164H157ZM102 164H108V166L110 165L109 167L106 165V167H107V171H108L107 173L103 171ZM127 164H128L129 166H128ZM143 164H146V166L144 165V166L142 167ZM147 164H148L149 166H151V168H152L151 170H150V167H149V166L147 167ZM183 164H184V163H183ZM183 164H181V165H183ZM201 164H202L203 166H202ZM257 164H259V165H257ZM140 165H141V167H139ZM158 165H159V166H158ZM205 165H206V166H205ZM207 165H209V166L207 167ZM244 165H247V167L244 166ZM256 165H257V166H256ZM126 166H128L127 169H126ZM201 166H202L203 168H202ZM249 166H251V167H249ZM260 166H261V167H260ZM129 167H131V168L129 169ZM132 167H133V170H134V171H138V174H135V173H137V172H134V171L132 172V170H131ZM146 167H147V169H146ZM198 167H199V168H198ZM200 167H201V169H200ZM205 167H206V168H205ZM209 167H210V170H209ZM215 167H216V168H215ZM124 168H125V169H124ZM140 168H142L143 170L146 169V170H149V171L146 172L145 170L143 171V170L140 169ZM212 168H214V169L212 170ZM245 168H246V169H245ZM249 168H250V169H249ZM128 169H129V170H128ZM138 169H140V171L142 172V174H141V172H140ZM248 169H249V170H248ZM202 170H204V172H203ZM207 170H208V171H207ZM211 170H212V172L215 171V173L213 174V173L211 172ZM253 170H254V172L256 171V173L252 172ZM201 171H202V172H201ZM243 171H244V172H243ZM123 172H125L124 175H126V174L129 172V174H128L129 176L132 175V174L134 173V175H135L136 177H137V175L139 176V177H137V178H139V179L137 180V178L133 175V176H134V179L136 178V180L133 182L134 179H132V178H133V176H132V177H131V180H130V182H129V179H130V178L127 177V175H126V180L128 179V180H127V183H128V184H127L125 179L122 178L123 180H121V176H122V175H120V174H123ZM126 172H127V173H126ZM98 173H99L100 175H99ZM104 173H105V174H104ZM108 173L110 174V176H107ZM114 173H115V175L117 174V179H115V178H116L115 175L113 176ZM131 173H132V174H131ZM144 173H145V174H144ZM147 173H148L149 175H146ZM150 173H151V174H150ZM206 173H210V174H207V175H208V176H207ZM248 173H249L250 175H249ZM251 173H252V174H251ZM261 173H262V174H261ZM103 174L105 175V177H104V179H101L100 176H102ZM140 174H141V178H143V179L140 178ZM143 174L146 175V177L148 176V178H147L146 180H147V182H148L149 184H148L146 181H144V179H145L146 177H145V176L143 177ZM152 174H153V175H152ZM204 174H205V176H204ZM98 175H99V176H98ZM104 175H103V176H104ZM124 175H123V176H124ZM212 175H213V176H212ZM103 176H102V178H103ZM106 176L109 177L110 179H109V178H106ZM123 176H122V177H123ZM206 176L209 177L210 180H208V181H209L210 184H208V181L205 182V181L208 179ZM238 176H239L240 178H239ZM244 176H245V177H244ZM246 176H247V178H246ZM250 176H251L252 178H250ZM254 176H257L258 179H256L257 177L254 178ZM96 177H97V178H96ZM98 177H99V178H98ZM111 177L113 178V180H111ZM118 177L120 178L121 181H119V178H118ZM212 177H213V179H212ZM220 177H221V178H220ZM248 177H249L250 179H249ZM259 177H260V178H259ZM261 177H262V178H261ZM124 178H125V177H124ZM149 178H150L151 180H149ZM214 178H215V179H214ZM96 179H97V180H96ZM98 179H99V180L101 179L102 181L100 182ZM202 179H203V180H202ZM219 179H220V181H219V185H218V182H217V181H218ZM254 179H255L256 181H254ZM260 179L262 180L261 182H260ZM103 180H104V181H103ZM117 180H118V181H117ZM139 180H143L145 184L143 183V181H139ZM148 180H149L150 182H149ZM213 180H214V181H213ZM257 180H259V181H257ZM97 181H98V182H97ZM111 181H112V182H111ZM114 181H115V183H117L118 186L115 185ZM116 181H117V182H116ZM123 181H125V182L123 183ZM131 181H132L133 183H135L134 186L132 185L133 183H132ZM137 181H139V183H141V182H142V183H141V184L138 183L139 186H137V185H136V184H137ZM152 181L155 182V183H153ZM157 181H158L159 183H157ZM211 181H212V182H211ZM242 181H243V182L245 181V183H243ZM102 182H103V184H102ZM106 182H107V183H106ZM108 182H109V183H108ZM110 182H111V183H110ZM119 182H121L120 185L123 186V188H122V187H119V186H120V185H119ZM151 182H152L151 185H152L154 188L150 185ZM204 182H205V183H204ZM213 182L216 183L215 185H216L219 189H218L216 186H215V188H217V190L214 189V184H213ZM227 182H228V183H227ZM249 182H250V183H249ZM256 182H257V184H256ZM259 182H260V184H259ZM90 183H91L92 185H91ZM113 183H114V184H113ZM125 183H126V184H125ZM130 183H131V186H130V187H131V188L133 187V189H131L129 186H127V185H129ZM222 183H224V185H223ZM246 183H247V184H246ZM97 184H98V187H100V188L97 187ZM122 184H123V185H122ZM124 184H125L126 186H125ZM146 184H147L148 187L150 186V188H152V190H149V188L147 189V186H145ZM155 184H156V185H155ZM157 184H159L158 186H160L161 189H162V187H163L162 190H163V192H164L165 194H164V193H161L162 191H160L161 189H159V187L157 186ZM203 184H204V185H203ZM206 184H208V186H209L208 189H207ZM212 184H213V185H212ZM232 184H233V185H232ZM236 184L239 185L238 188H237ZM248 184H249V185H248ZM251 184H252V185H251ZM101 185H103V187H102ZM109 185H110V186H109ZM112 185H113V186H112ZM140 185H141V186H140ZM163 185H164V186H163ZM211 185H212V186H211ZM228 185H229V186H228ZM244 185H246V186H244ZM255 185H256V186L258 185V186L256 187ZM262 185H263V186H262ZM91 186H92V187H91ZM93 186H94V187H93ZM105 186H106V187H105ZM108 186H109V187H108ZM114 186H115V187H114ZM136 186H137V187H140V188L137 189V188H135ZM144 186H145L146 188H144ZM230 186H232V188H231ZM240 186H242V187H240ZM249 186H250V187H249ZM254 186H255V188H254ZM104 187H105V188H104ZM107 187H108V188H107ZM116 187H117V188H116ZM128 187L130 188V190L128 189ZM142 187H143V188H142ZM155 187H156V188L158 187L159 190H158V189L156 190ZM210 187H211V189H210ZM222 187H224V188H222ZM229 187L231 188V190L229 189ZM234 187H235V188H234ZM245 187H246V189H245ZM247 187H248V189H247ZM259 187H260V189H259V191H258V188H259ZM110 188H111L112 190H111ZM113 188L115 189V191H113V190H114ZM141 188H142V189H141ZM165 188H166V189H165ZM220 188H221V189H220ZM240 188H241V189H240ZM251 188H252V191H251ZM95 189H96V191H95ZM97 189H98V190H97ZM108 189H110V190H108ZM121 189H123V190H125V191H120ZM127 189H128V190H127ZM135 189H137V190H136L137 192H138V190H139V192H140V189H141V191H143V192H145V193H146V192L149 193L151 197H150L147 193L145 194V193H143V192H142V193L140 192V196H138L139 194H138L137 192L134 191ZM187 189H189V188H188V187L185 188V190H187ZM212 189H213V190H212ZM224 189H225V190H224ZM233 189H234V190H233ZM261 189H262L263 191H262ZM148 190H149V191H148ZM155 190L157 191V194H158V195L154 192ZM164 190H165V191H164ZM207 190H208V191H207ZM211 190H212V191H211ZM239 190H240V191H239ZM244 190H246V191H244ZM247 190H248V191H247ZM254 190H255L256 192H255ZM260 190H261V192H260ZM100 191H101V192H100ZM106 191H107V193H106ZM117 191H118V192H117ZM119 191H120V192H119ZM128 191H129V193H128ZM130 191H131V192L134 191V192H132V193H134V194H132ZM151 191H153V192H152L153 194L150 193ZM159 191H160L161 194L158 193ZM167 191H168V192H167ZM209 191L213 192L216 196H215L213 193H211V192L208 193ZM214 191H215V192H214ZM223 191H224V192H223ZM227 191H228V192H227ZM257 191H258L259 193H258ZM60 192H61V193H60ZM96 192H98V194H100V198H101V199H102V198H103V200L105 199L104 201H106V198H108L107 201H109V199H110L109 203H108V204L106 203L107 205H109L110 203H111V205H112L113 202L115 201V203H114L115 206L112 205V206H114V207H113L114 209H115V207L117 208V209L115 210V213H114L113 211L111 212V210H113V209H111V210L109 209L108 211H106L108 208H110V205L108 206V208H106V206H105L106 204H105V205L102 204V203H104L103 200H100L99 198H97V197H99V195H97ZM112 192H114V198H112V197H113V195H112L113 193H112ZM116 192H117V193H116ZM123 192H126L128 195L125 194V193H123ZM219 192H220V195H218ZM246 192H247V193H246ZM252 192H253V193H252ZM254 192H255V194H254ZM262 192H263V193H262ZM64 193H65V197H66V198H65L64 195H63ZM93 193H94V196H92ZM109 193H110V195H109ZM111 193H112V194H111ZM122 193H123L125 196H122ZM170 193H172V194H170ZM216 193H217V194H216ZM225 193H226V194H225ZM229 193H230V195L228 196ZM235 193L238 194V195H239V194H241V195L236 197V196H235V195H236ZM244 193L247 194V197H246V198H248V195L251 193V194L249 195V198H248V199L245 198L246 195H245ZM95 194L97 195V197H96ZM104 194H107V195L105 196ZM141 194H142V195H141ZM144 194H145V195H144ZM163 194H164V195H163ZM166 194H167V196H166ZM168 194H169V196H168ZM212 194H213V195H212ZM222 194H223V196H222ZM253 194L256 195V196H253ZM257 194H258V195H257ZM68 195H69L70 197H69ZM89 195H90V197L92 196V198H91V199H93V200H91L92 202H90V201L88 200V199H90ZM108 195H109V196H108ZM115 195H116V196H115ZM134 195H135V196L137 195L138 197L144 196V198H145V196L147 195L146 198L144 199V201H146V199L149 198V199L151 200L152 203H151V202H146V204H144L145 202L142 201V199L138 198L137 196H136V197H137L136 200H132V198H133ZM152 195H153V196H152ZM154 195H156V196H155V197H156L155 199L158 200V201H159V199L161 198V200L159 201V203H158V201H156L157 204H154V203H153V202H155V201L152 199V197L154 198ZM161 195H163V196H161ZM259 195H261V196H259ZM62 196H63V197H62ZM120 196H121V197H120ZM126 196H127L128 199H129V198L131 199V200H130V199L127 200L129 203H128V202H123V200L126 201V199H127ZM135 196H134L133 199H135ZM157 196H158V197H157ZM159 196H160V198H159ZM174 196H175V195H174ZM225 196H226V197H225ZM230 196H231L232 198H231ZM241 196H242V197H241ZM250 196H252L251 199H250ZM262 196H263V197H262ZM81 197H82V198H81ZM110 197H111V198H110ZM123 197H124V198H123ZM131 197H132V198H131ZM162 197H165V198H162ZM235 197H236V198H235ZM238 197H239V198H238ZM243 197H244V199H243ZM253 197H254V198H253ZM95 198H96V199H95ZM115 198H117V200H119L118 202H119L121 205H120V204H119V205H116L118 202L115 200ZM157 198H159V199H157ZM166 198H167L168 200H167ZM172 198H173V199H172ZM216 198H217V199H216ZM224 198H225V199H224ZM234 198H235V199H234ZM237 198H238V199H237ZM260 198H262V199H260ZM68 199H69V200H68ZM75 199H76V201H75ZM83 199H84V200H83ZM94 199H95V200H94ZM111 199H113L114 201L111 200ZM122 199H123V200H122ZM137 199L139 200L138 203H136V202L138 201ZM162 199H163V200H162ZM175 199H176V201H175ZM220 199H222V200H220ZM240 199H242L243 201L240 200ZM249 199H250V200H249ZM257 199H258V200L260 199V200H259L260 202L258 201V203L256 204ZM77 200H78V201H77ZM82 200H83V201H82ZM140 200L142 201V204L145 205V208H144V209H146V207L148 208L147 211H146V210L143 211V208H142L141 206L144 207V205L140 204V203H141ZM165 200H166V202H165ZM170 200H171V201H170ZM172 200H173V201H172ZM216 200H217L218 202H217ZM227 200H228L230 203L227 202ZM238 200H240V201H238ZM252 200H254V201H252ZM63 201H64V202H63ZM84 201L87 202V203H89V204L85 203ZM95 201H96V204H97V205L95 204ZM101 201H102V203H101ZM107 201H106V202H107ZM111 201H113V202H111ZM121 201H122V203H121ZM134 201H135L136 204L133 203ZM148 201H149V200H148ZM168 201H169V202H168ZM174 201H175V202H174ZM177 201L181 204V206H183V208H179L180 205L177 204V203H178ZM210 201H211V202H210ZM219 201H220V202H219ZM221 201H222V202H221ZM241 201H242L243 203H242ZM244 201L246 202V204L248 203L250 206H249L248 204H247V206H246V204L244 203ZM247 201H248V202H247ZM261 201H262V202H261ZM81 202H82V204H81ZM160 202H161L162 204H160ZM164 202H165V203H164ZM224 202H225V203H224ZM239 202H240V203H239ZM252 202H254V204H253ZM78 203H80V204H78ZM124 203H125V204H124ZM126 203H127V205H126ZM148 203H149V204H148ZM175 203H176L177 205H176ZM211 203H213V205H212ZM216 203H217L218 206L216 205ZM222 203H223L224 205H223ZM227 203H228V205H227ZM238 203L241 204V206L244 204V205H245L247 208H249V209H247V211H245L246 208H245L244 206H242V207H241V206H237ZM261 203H263V204H261ZM62 204H64L65 206L68 205V206H66V209H67V212H68L69 214L66 213L65 210H62V211H61L62 206H64V205H62ZM77 204H78V206H77ZM90 204H91V205H90ZM93 204H94V206H92ZM98 204H100L102 207L104 206V207L106 208V210H105L104 207H103L104 209L101 208ZM128 204H129L130 206H129ZM131 204H132V205H131ZM134 204H135V205H134ZM138 204L141 205V206H139ZM151 204H152L153 207L151 206ZM158 204H159V205H158ZM168 204H169V206H168ZM209 204H208V205H209ZM214 204H215V207H214ZM219 204H221V205H223V206H225V207L223 208V206L221 207V205H219ZM229 204H230V205H229ZM235 204H236V205H235ZM74 205H75V206H74ZM81 205H82V206H81ZM84 205H85V207H87V208H85ZM87 205H88V206H87ZM133 205H134L135 207H137V208H135ZM146 205H148V206H146ZM156 205L159 207V209H158V207H156ZM170 205H171V207H170ZM172 205H173V207H172ZM234 205H235V206H234ZM91 206H92V207H91ZM95 206H98V207H95ZM112 206H111V207H112ZM120 206H122L121 209L119 208ZM128 206H129V207H128ZM131 206H132L133 209L135 208V210L137 209V210H139V212H143V213H142L143 215H142L141 213H139L138 211H135V210H134L135 212H137V214H136V213H135V215L132 214V216H134V218H132V217H131V214H130V212L133 213V212H132L133 210H132ZM150 206H151V207H150ZM161 206H162V207H161ZM163 206H164V207H163ZM177 206H178V208H177ZM211 206H212V207H211ZM219 206H220V207H219ZM226 206H227V207H226ZM256 206H257V207H256ZM90 207H91V208H90ZM124 207H125V209H124ZM127 207H128V208H127ZM139 207H141L140 209H142V211H140ZM149 207L151 208V211H152V212H150V210H149L150 208H149ZM155 207H156V208H155ZM160 207H161V208H160ZM174 207H176V208H174ZM205 207H206V208H205ZM210 207H211L212 209H213V207H214L215 210H214V209H213V210H212V209L210 210ZM218 207L220 208V211H219V208H218ZM236 207H237V209H236ZM238 207H239V208H240V207L243 208V212H242L243 215H241V216H240V214H241L242 209H241V211H240V209H239ZM250 207H251V209H250ZM68 208H69V209H68ZM97 208H98V209H97ZM99 208L105 210L106 212L103 211V210H102L103 212H101ZM126 208H127V209H126ZM152 208H154V210H152ZM189 208H190V209H189ZM196 208H197V210H196ZM123 209H124L125 211H127V213H125V214H126L125 216H122V215H121V214H123V213H122V212L124 211ZM156 209H157V210H156ZM183 209H184V210L186 209V210L184 211ZM201 209H202V212H201V213H203V214H200V211H199V210H201ZM222 209H223V210H222ZM230 209H231V211H229ZM238 209H239V210H238ZM257 209H258V210H257ZM83 210H84V211H85V210H87V211L89 210V212L86 211V213H85ZM94 210L98 213V216H97L96 214H94V213H96ZM97 210H98V211H97ZM161 210H162V211H161ZM177 210H179V211H177ZM216 210H217V211H216ZM225 210H226V212H225ZM249 210H250V212L248 213V215H247V217H246L245 214H247V212H248ZM79 211H80V212H79ZM90 211L94 214V215H91V216H93V217H90V216H89ZM125 211H124V212H125ZM129 211H130V212H129ZM145 211H146V212H145ZM148 211H149V212H148ZM156 211H158V212H156ZM164 211H165V212H164ZM172 211H175V212L173 213ZM182 211H184L185 215H187V216L185 217V219L181 218V217H184V215H183L184 213H183ZM186 211L188 212L187 214H186ZM197 211H198V213H197ZM207 211H208V212H207ZM211 211H213V212L211 213ZM214 211H215V212H214ZM218 211H219V212H218ZM227 211H228V213H227ZM232 211H233V212H232ZM237 211H238V213H237ZM253 211H254L256 214H254ZM260 211H261V212H260ZM60 212L63 213V214H61ZM100 212H101V214H104V213H105V214H108V215H105V214H104L105 216H104V215H100ZM108 212H109V213H108ZM110 212H111V213H110ZM120 212H121V213H120ZM144 212H145V214H144ZM155 212H156V214H154ZM177 212H179V215H178ZM224 212H225V213H224ZM231 212H232V213H231ZM239 212H240V213H239ZM258 212H259V214H258ZM64 213H66L67 215L64 214ZM83 213H85V215L87 214V215L93 220V222L96 221V219H93V218H95L94 216H96V218H97L98 221L95 222V224L93 225V227H92L93 222H92L91 220L88 221V219H90V218H87V217H88L87 215H86V219H87L88 223H86V220H84V219H85V215H84ZM88 213H89V214H88ZM92 213H91V214H92ZM128 213H129L130 215H128ZM147 213H148V214H147ZM151 213H152V214H151ZM160 213H161V214H160ZM175 213H176V214H175ZM182 213H183V214H182ZM206 213H207V215H206ZM213 213H215L216 215H214ZM220 213H221V214H220ZM223 213H224V215L226 214L225 217H227V218L230 216V217L228 218L230 221H229V220L227 221V218L224 217ZM262 213H263V214H262ZM72 214H73V215H72ZM113 214H115V215L119 214V215L115 216V215H113ZM138 214H139V215L141 214V215L139 216ZM159 214H160V215H159ZM209 214H211V219H209ZM219 214H220V215H219ZM228 214H229V215H228ZM249 214H251V215H250L251 217L249 216ZM253 214L255 215V217H253V216H254ZM257 214H258V216H257ZM261 214H262V215H261ZM60 215H61V216H60ZM62 215H64V216H62ZM69 215H70V216H69ZM78 215H79V216H78ZM81 215H82V217H84V218H83V219H80L81 221H79V218H82ZM83 215H84V216H83ZM99 215H100V217H99ZM123 215H124V214H123ZM145 215H147V216H145ZM149 215H150V216H149ZM161 215H162V216H161ZM172 215H173V216H172ZM176 215H178V216H176ZM181 215H182V216H181ZM190 215H189V216H190ZM201 215H203L204 217L202 216V220H200V223H199L198 225H199V226L201 225V227L204 226V227H202V228H204V230L206 229V230H205V231H206L205 235L203 234V235H204V238H203V236H201V235H202V233H204L205 231H203V229H202L201 227L199 228V226H197V223H195V221H197V222L199 221V220H197V219H198ZM212 215H213V216H212ZM217 215H218V217H217ZM227 215H228V216H227ZM238 215H239V216H238ZM252 215H253V216H252ZM66 216L69 217V218H67ZM103 216H104V217H103ZM106 216L111 217V218L108 217V218L110 219V220H108V222H111V223L114 222V221H112V220H114V218L116 219L117 217H120V216H121L122 218H124V219H123L124 223H125V219H126L127 222L129 221V222L132 223L133 220L129 219V217H131L132 219H135V221H133L134 223H132L131 226H130V223H125V224H127V226H128V227H127V226L121 221L122 218H120V219L117 218L116 220L119 219L120 224L122 223L123 226L125 225V228L123 227V228L125 229L124 231H123V230H120V229H122V226L119 225V222H117V224H118V227H119L120 229H119L118 227L115 226L116 222H115V223H112V225H111V223L108 224V223H107V218H106V221H105L106 223L104 224V227H103V226L100 227L101 225H103L102 222L104 223L103 220H105V217H106ZM112 216H114V217H112ZM127 216H128V217H127ZM135 216H138L137 219H138V218H139V219L137 220V219L135 218ZM166 216H167V218H168L169 220H168V219H165ZM179 216H181V217H179ZM207 216H208V217H207ZM214 216H215V218H217V219H215V218L212 219ZM232 216H233V217H232ZM61 217H65V218H61ZM70 217H71V218H70ZM101 217H103V219H102ZM125 217H126V218H125ZM143 217H144V218H143ZM148 217H149V218H148ZM152 217H153V218H152ZM154 217H155V220H156V221L159 220V222H160L161 224H163V225H161L159 228H155L154 226L151 225L150 220H152V219L154 220ZM156 217H158V218H156ZM164 217H165V218H164ZM175 217H176V219H173V218H175ZM194 217H195V218H194ZM206 217L208 218L209 221H207V218H206ZM231 217H232L233 219H231ZM239 217H240V218H239ZM241 217H242V218H241ZM258 217H259V218H258ZM66 218H67V219H66ZM99 218L102 220L101 223H99V222L101 221ZM150 218H151V219H150ZM196 218H197V219H196ZM200 218H201V217H200ZM203 218H205V220H206L207 223H209V224H211V221L213 220V222H214V228L212 229V227H213L212 225H210V226H211V228H210V226H209V224H208L207 226H209L208 228L210 229V231H208L209 229L207 230V226L205 225V224H207V223L204 222ZM220 218H221V219H220ZM222 218L225 219V222H223V219H222ZM235 218H236V219H235ZM245 218H246V219H245ZM247 218H248L249 220H248ZM255 218H256V219H255ZM59 219H60V220H59ZM62 219H65V220L63 221ZM68 219H70L71 221L73 220L72 223H71V221L68 220ZM127 219H129V220H127ZM140 219H141V220L143 219V221H141ZM144 219H145V220H144ZM171 219H172V220H171ZM181 219H182V221H181ZM187 219H190V220H187ZM239 219H240V220L242 219V220H241L242 223L240 222ZM252 219H254V220H252ZM260 219H262L261 222H259ZM58 220H59V221H58ZM67 220H68L70 223H69ZM83 220L85 221V223L83 222ZM99 220H100V221H99ZM130 220H131V221H130ZM166 220H167V222H166ZM174 220H175V221H174ZM191 220H192V221H191ZM215 220H216V221H215ZM218 220H221V223H220ZM65 221H66V222H65ZM77 221H78V222H77ZM138 221H140V223H139ZM171 221H172V222H171ZM173 221H174V222H173ZM201 221H203V223H201ZM226 221L228 222L227 225L225 224ZM235 221H236V222H235ZM248 221H249V222L252 221V222H251L250 224H248V223H249ZM60 222H61V224H60ZM75 222H77V223H75ZM89 222H90V223H89ZM91 222H92V224H91ZM144 222H147V223H146V224H142V225H144V226H142L141 223H144ZM169 222H171V224H170ZM185 222L189 223L190 226L192 225L191 227H192L193 229H192L189 225L185 226V225L187 224V223L185 224ZM213 222H212V223H213ZM243 222H245V224H243ZM246 222H248V223H247L248 225L246 224ZM254 222H255V223H254ZM258 222H259L260 224H259ZM262 222H263V223H262ZM62 223H64V224H62ZM79 223H80V224H79ZM83 223H84V224H83ZM149 223H150V225H149ZM166 223H167V224H166ZM182 223H183V224H182ZM217 223H218V224H217ZM223 223H224V224H223ZM233 223H235V225H234ZM252 223H253V224H252ZM65 224H67V225L69 224L68 226L71 228V230H70L69 227H66L67 225H65ZM74 224H75V225H74ZM86 224H88V225H86ZM89 224L91 225V227H90ZM97 224H98V225H97ZM122 224H121V225H122ZM137 224H138V225H137ZM194 224H196V225H195L196 227L194 226ZM203 224H204V225H203ZM229 224H232V225H229ZM241 224H242V225H241ZM62 225H63V226H62ZM81 225H83L82 228H83V230L85 229L84 231H83L82 229L79 228V227H81ZM85 225H86L87 227H86ZM95 225H96V226H95ZM105 225H106V226H105ZM107 225H108V227H107ZM109 225H110V226H109ZM146 225L149 226V228H147V227H148V226H147V227H146L147 229H145V230H147V231L149 230L148 232L144 230V227H145ZM166 225H168V226H166ZM182 225H183V226H182ZM225 225H226V226H225ZM228 225H229V226H228ZM236 225H238V228H236V227H237ZM240 225H241V227H240ZM249 225H250V228H252V229H248V228H249ZM262 225H263V227H262ZM58 226H59V227H58ZM64 226H65V227H64ZM84 226H85V228H84ZM88 226H89V227H88ZM112 226H115V227L112 228ZM129 226H130V227H129ZM138 226H139V227H138ZM217 226H218V227H217ZM220 226H221V227H220ZM227 226H228V227H227ZM235 226H236V227H235ZM246 226H247V227H246ZM60 227H61V228H60ZM77 227H78V229H77ZM94 227H96V228H94ZM97 227H99V229H98ZM105 227H106V228H105ZM133 227H134V228H133ZM137 227L139 228L138 230H140V228H141L142 230H144V231H145L144 234H142V233H143L142 230H140V231L136 230ZM165 227H166V228H165ZM183 227H184V228H183ZM186 227H187V228H186ZM188 227H189L190 229H188ZM194 227H195V228H194ZM205 227H206V228H205ZM224 227H226V228H224ZM231 227H232V228H231ZM257 227H258V228H257ZM59 228H60V229H59ZM66 228L69 229V231H70L69 234H70V235H71V234H74V233H76V232L78 231V232H77L78 234H77V233L74 234L76 239H75V238H71V236L74 237L73 235H71V236H68L69 234L65 235V234L67 233V232L65 231V230H67ZM86 228H88V229H86ZM90 228H93V230H94L95 232L97 231V232H96L97 234H96L94 231H92V229H90ZM107 228H108V229H107ZM115 228L118 229V232L115 231V230H116ZM127 228H128V230H127ZM135 228H136V229H135ZM163 228H164L165 230H164ZM170 228L172 229V231H171ZM185 228H186V230H187V229H188V230L186 231ZM196 228L198 229V231H197L198 234H196V230H197ZM215 228H216V230H214ZM220 228H221V229H220ZM223 228H224V229H223ZM230 228H231V229H230ZM79 229H80L81 231H80ZM95 229H96V230H95ZM103 229H104V230H103ZM112 229H113V230H112ZM160 229H161V230H160ZM169 229H170V230H169ZM177 229H178V230H177ZM194 229H195V230H194ZM199 229H201V232H200ZM237 229H238V230H239V229H240V230L242 229L241 231H242L243 233H245V234H241V231H240V230L238 231ZM246 229H248V230H246ZM254 229H257V230H255L256 232L254 231ZM76 230H77V231H76ZM86 230H87V231H86ZM89 230H90V231H89ZM109 230H111V231H109ZM133 230H135V231H133ZM180 230H181V231H180ZM189 230H190V231H189ZM211 230H214V231H213V232H214V235H215L216 232H217V234H216L217 236L212 235L213 232H212ZM220 230H222V231H220ZM224 230H225V231H224ZM226 230H228V231L226 232ZM230 230H232V231H230ZM243 230H246V231L244 232ZM250 230H251V232H252V230H253V232L251 233ZM262 230H263V231H262ZM56 231H57V233H56ZM59 231H60V232H59ZM63 231H65L66 233H65V232L63 233ZM67 231H68V230H67ZM98 231H99V232H98ZM104 231H105V233H104ZM113 231H115V232L112 233ZM120 231H121V232H120ZM122 231H123V232H122ZM129 231H130V232H129ZM136 231H138V233L142 231V233H139V234H138ZM150 231H151V232H150ZM159 231H160L161 233H160ZM162 231H163V232L165 231L164 234H163V236L160 235V234H162ZM166 231H167V232H166ZM193 231H195V234H196V235H194V233H192ZM81 232H82V233H83V232H86V233H85V235H84V233L82 234ZM87 232H88V233H87ZM90 232L95 233L96 235H95V234H92V233H90ZM119 232H120V233H119ZM125 232H127V233H126L127 235H125ZM128 232H129V233H128ZM131 232H133V233L136 232V233H134L135 235L133 236V233H131ZM189 232H190V233H189ZM208 232H209L211 235H210ZM220 232H221V233H220ZM222 232H224V233H222ZM231 232H232V234H231ZM234 232H236L235 234H237V235L233 234ZM237 232H238V233H237ZM246 232H247V233H246ZM249 232H250V233H249ZM254 232H255V234H257V235H255ZM260 232H261V233H260ZM54 233H55V234H54ZM59 233H60V234L63 233V234H64V237H62L63 234H62V236H60ZM80 233H81V234H80ZM99 233H100V234H99ZM103 233H104V234H103ZM106 233H107V234H106ZM115 233H116L117 235H114ZM118 233H119V234H118ZM123 233H124V236H122V237H124L125 239H127L129 243L127 242V240H125L124 238H122L121 236H119L120 234L123 235ZM148 233H152V234L149 235ZM165 233H166V235L169 233V234L167 235L168 238H167V236L165 235ZM174 233H175V234H174ZM178 233H179V234H178ZM183 233H184V234H183ZM188 233H189V234H188ZM228 233H229V234H228ZM259 233H260V234L263 233V234L260 235ZM111 234H112V235H111ZM128 234H129V235H128ZM131 234H132V235H131ZM140 234H142L143 236L140 235ZM145 234H146V235H145ZM187 234H188V235H187ZM190 234H191V236H190ZM199 234H201V235H199ZM206 234H209V235H210V236L208 235V237L213 238V239H211V240L214 241V243H215L214 245H213V242H212L211 240H209L210 238L207 239ZM218 234L220 235L219 239L217 238V237H218ZM239 234H240V235H239ZM247 234H248V235H249V234H250V235L253 234V236H252V237H250V236L248 237ZM94 235H95V236H94ZM98 235L101 236L100 239H99V236H98ZM109 235H111V236L109 237ZM113 235H114V236H113ZM136 235H137L138 239L136 238ZM139 235L142 236L143 238H142V237H141V238L143 239V241L145 240L147 243H145V241H144V242L141 241V238H140ZM144 235H145V236H144ZM155 235H156V236H155ZM184 235H186L187 237L184 236ZM197 235H198L199 237H197ZM222 235H223V236H222ZM224 235L226 236V238H225ZM241 235H242V236H241ZM259 235H260V236H259ZM49 236H50V237H49ZM55 236H56V238H55ZM76 236H77V237H76ZM86 236H87V237H86ZM105 236H107V237H105ZM115 236H116V237H115ZM118 236H119V237H118ZM129 236H130V237H129ZM146 236H147L148 238H149V236H151V239H152V240H150V238L148 239ZM152 236H153V237H152ZM159 236H160V237H159ZM164 236H166V238H165ZM195 236H196V237H195ZM228 236H229V238L227 239ZM230 236H231V237H230ZM237 236H238V237H237ZM240 236H241L242 238H241ZM243 236H244V237H243ZM61 237L63 238L64 241L62 240ZM68 237H70V238H68ZM85 237H86V239H85ZM90 237H93V239H90ZM104 237H105V238H104ZM108 237H109L110 239H112V237H113V240H111L112 242H113V241H116L117 239H123L124 241H122V240H117V241H120V242L117 243V241H116V243H115L116 246H115L114 243L110 242V239H109ZM114 237H115V238H114ZM117 237H118V238H117ZM120 237H121V238H120ZM126 237H127V238H126ZM128 237H129V238H128ZM133 237H135V239H134ZM154 237H155V238H154ZM157 237H158V238H157ZM162 237H163V239H164V238L166 239V242H167V243H174L176 246H178L179 254H178L177 252H176V253H174V252L172 253V251L169 252L168 248H167L166 246L164 247V245L166 244V243H165V239H164V240H163V239H159V238H162ZM232 237H233V238H232ZM234 237H235V239H234ZM236 237H237V238H236ZM245 237H246L247 239H245ZM254 237H256V238H254ZM79 238H80V239H79ZM103 238H104V239H107V238H108V239H107V240H104ZM139 238H140V239H139ZM195 238H197L196 240L199 239V240H198L199 242H196V243H195V242H194ZM200 238H201L202 240L207 239L209 242L211 241V242H210V245L212 244L211 246H212V247L214 246V247H213L214 249L211 250L212 247H210V245L208 246V243H209V242H207V241H205V242H204V241H201ZM216 238H217V239H216ZM221 238H222V239H221ZM223 238H224L225 240H226V239H227V240L225 241ZM231 238H232V241H231ZM238 238H239V239H238ZM257 238H258V240H257ZM69 239H70V240H69ZM73 239H74V240H73ZM77 239H78L79 241H78ZM87 239H88V241L86 242ZM114 239H115V240H114ZM136 239H137V240H136ZM154 239H155V240H154ZM168 239H169V242H168ZM171 239H173V240H171ZM178 239H179V240H178ZM190 239H191V240L194 239V240H192L193 243L191 242ZM220 239L223 240V241L220 242ZM229 239H230V240H229ZM251 239H252V241H251ZM259 239H260V240H263V242L260 243V242H259V241H260ZM47 240H48V241H47ZM61 240H62L63 242H62ZM75 240H76V242L78 241L77 244H75ZM82 240H83V241H82ZM129 240H130V241L132 240V242H130ZM135 240H136L137 242H136ZM147 240H150V241H147ZM153 240H154V242H153ZM158 240H160V241H158ZM180 240H181V243H179ZM182 240H185V241L182 242ZM188 240H189V241H188ZM243 240H246V241H243ZM256 240H257V241H256ZM67 241H68V243H67ZM73 241H74V242H73ZM103 241H104V242L107 241V242L104 243ZM151 241H152V242H151ZM155 241H157L158 243H156ZM162 241H164V243H163ZM171 241H172V242H171ZM187 241H188V242H187ZM216 241H217L218 245H217ZM238 241H239V242H238ZM65 242H66V243H65ZM72 242H73V243H72ZM82 242H83V243H82ZM92 242H94V243H92ZM100 242H101V243H100ZM138 242L141 244V245H140L141 247H142V243H141V242H143V243L145 244V245L143 246V248L140 249V246L138 245V244H139ZM159 242H160L161 244H160ZM201 242H204V243L207 242V243H206L207 246H206L204 243H203L204 245H202ZM222 242H223V244H222ZM235 242H237V244H236ZM242 242H244V243H242ZM255 242H256V243H255ZM258 242H259V243H258ZM79 243H80V246H79ZM81 243H82V245H81ZM86 243H87V244H86ZM89 243H90V244H89ZM103 243H104V244H103ZM111 243H112V244H111ZM119 243H120V244L122 243V244L120 245ZM130 243H132L133 246H132V244H130ZM137 243H138V244H137ZM149 243H151V245H150ZM189 243H190V245H189ZM199 243H200V244H199ZM220 243H221V244H220ZM230 243H231L232 245H231ZM238 243H239V244H238ZM66 244H67V246H69L68 248H70V249H71V245H72V244L74 245V247H73V245H72L73 251L69 249V250H70L71 252H73V253H71V254L68 253V252H70V251L68 250V248H66V247H67V246H65ZM108 244H111V248H110V245H109V247H107L108 249H106V248H105V247H106L105 245H108ZM118 244H119V245H118ZM152 244H153V245H152ZM154 244H155V245H154ZM158 244H159V245H158ZM162 244H164V245H162ZM191 244H192V245L194 244L195 246L193 245V247H195V248H193V249L190 250V246H191ZM198 244H199V245H198ZM233 244L236 245V247H235ZM240 244H241V245H240ZM258 244H262V245H258ZM60 245H62V248H64V246H65L64 250L61 248L63 251H66V249L68 250V252L66 251V254L69 255V260H68L67 256H66V259H65V257H64V256H65V252H64V254H63V253H62L63 251L60 252L61 249H58V247H59ZM63 245H64V246H63ZM77 245H78V246H77ZM86 245H87V246H86ZM90 245H91V247H90ZM112 245H113V246H112ZM117 245H118V246H117ZM129 245H130V246H129ZM135 245H136V246H135ZM137 245H138V246H137ZM146 245H147V246H146ZM148 245H150V246H148ZM157 245H158V248L156 247ZM181 245H182V246H181ZM200 245H201L202 247H201ZM220 245H221V248H220ZM224 245H225V246H224ZM256 245H257V246H256ZM84 246H85V247H84ZM151 246H152L153 248H152ZM162 246H163V248H162ZM183 246H184V247H183ZM188 246H189V247H188ZM215 246H216V249H215ZM217 246H218V247H217ZM222 246H223L224 248H223ZM232 246H234V247H232ZM258 246H259V247H258ZM60 247H61V246H60ZM60 247H59V248H60ZM75 247H77V248H75ZM78 247H79V248H78ZM81 247H82V248H85V249H87V250H85V249L82 250ZM89 247H90V249H89ZM92 247H93V248H92ZM112 247H113V248H112ZM115 247H116V248H115ZM136 247H137V248H136ZM144 247H145L146 250L144 249ZM149 247H150V250H149ZM185 247H187V248H185ZM198 247H199V248H198ZM203 247H205V248L207 247V248L204 249ZM208 247H210L209 250H210V253H212V254L209 253ZM228 247H229V248H228ZM230 247H231V248H230ZM238 247H239L240 249H239ZM74 248H75V249H74ZM91 248H92V249H91ZM114 248H115V249H114ZM119 248H120V250H119ZM154 248H156V250H158V249H160V250H158V251L156 252ZM191 248H192V246H191ZM197 248H198V249H197ZM202 248H203V249H202ZM233 248H234L235 250L238 249L237 251H235V254L233 253L234 251H232V250H234ZM77 249H79V250H77ZM88 249H89V250H88ZM94 249H95V250H94ZM96 249H97V250H96ZM100 249H101V250H100ZM102 249H103L104 251H103ZM105 249H106V250H105ZM109 249H112V250H109ZM147 249H148V250H147ZM151 249H152V250H151ZM161 249H163V250H161ZM166 249H167V251H166ZM185 249H186V250H185ZM221 249H222V250H221ZM223 249H224V250H223ZM229 249H230V250H229ZM231 249H232V250H231ZM43 250H44V251H43ZM58 250H59V251H58ZM74 250L76 251V253L74 252ZM80 250H81V251H80ZM99 250H100V251H99ZM137 250H138V251H137ZM153 250H154V251H153ZM181 250H182V251H181ZM184 250H185V251H184ZM187 250H188V252H187ZM200 250H202V251H200ZM203 250H204V251H203ZM206 250H207V252H208L209 254H208L207 252H205ZM216 250H218V251L221 250V253H222V254H221V253H216V252H218V251H216ZM54 251H55V252H54ZM83 251H85L84 254L82 253ZM86 251H87V252H86ZM105 251H106V252H105ZM109 251H110V253H109ZM116 251H117V252H116ZM134 251H135V252H134ZM139 251H140V252H139ZM160 251H161V254H163V253L165 254V253H166L165 256H164V255H161V254H160ZM191 251H192V255L190 254ZM193 251H194V252H193ZM211 251H212V252H211ZM213 251H214V252H213ZM238 251H239V256H238V254H237ZM42 252H44V253H42ZM58 252H60V254H61L60 257H62V258H64V259H62V258L60 259V257L58 256V255H60V254H58ZM77 252H78V253H77ZM102 252H103V253H102ZM154 252H155V253H154ZM198 252H199L200 255L198 254ZM202 252H203V253H202ZM204 252H205L206 254H204ZM227 252H228V253H227ZM56 253H57V254H56ZM80 253L83 254V256L85 255L84 258H87V259L84 260L85 262L83 261V262L81 263V261H82L84 258L82 257V255H81ZM87 253H90V255L87 254ZM93 253H94V254H93ZM101 253H102V254H101ZM104 253H105V254H104ZM108 253H109V254H108ZM116 253H117V254H116ZM130 253H131L133 256L130 255ZM151 253H153V254H151ZM156 253H157V254H156ZM168 253H169V254H168ZM188 253H189V254H188ZM193 253H194V254H193ZM213 253H214V254H213ZM223 253H224V254H223ZM230 253H231V254H230ZM34 254H35V255H34ZM54 254H55V256H52V255H54ZM62 254H63V256H62ZM72 254H73V255L77 254V256H79V257H77L76 255H75V256H72ZM138 254H139V255H138ZM167 254H168V255H167ZM175 254H177V255H175ZM187 254H188V255H187ZM201 254H202V255H201ZM207 254H208L209 256H207ZM217 254H219V255H217ZM220 254L222 255V257H220V256H221ZM229 254H230V255H229ZM42 255H43V256H42ZM45 255H46V256H45ZM88 255H89V256H88ZM95 255H96V257H95ZM99 255H100V257H99ZM104 255H105V258H104ZM160 255H161L162 257L164 256L166 259L164 260V257L162 258V257H160ZM166 255H167V256H166ZM169 255H171V256H173V257H170ZM190 255H191V256H190ZM193 255H194V257H193ZM203 255H204V256H203ZM205 255H206V256H205ZM215 255H217V257L219 256V257H218V258H219V262H218V258H217V257H216L215 259H213V258L215 257ZM223 255H225V256H223ZM228 255H229L230 257H228ZM240 255H241V256H240ZM258 255H259V256H258ZM262 255H263V256H262ZM91 256H93V257L91 258ZM107 256H108V257H107ZM135 256H136V258H135ZM155 256H157V257H155ZM174 256H175V257H174ZM179 256H180V257H179ZM184 256H185V257H184ZM189 256H190V257H189ZM197 256H198V257H197ZM210 256L213 257V258H211ZM235 256H237L238 258H237V257L235 258ZM255 256H256L257 258H256ZM261 256H262L263 258H262ZM55 257H56V258H55ZM73 257H74V258H73ZM94 257L97 258V259H95ZM148 257H149V258H148ZM154 257H155V258H154ZM167 257H168V258H167ZM199 257H201V258L204 257V258L201 259V258H199ZM206 257H207V258H206ZM209 257H210V258H209ZM223 257L225 258V261H224V258H223ZM231 257H232V258H231ZM240 257H241V258H240ZM43 258H44V259H43ZM47 258H48V259H47ZM51 258H52V259H51ZM82 258H83V259H82ZM89 258H90V260H89ZM98 258L100 259L101 262L98 260ZM103 258H104V260H103ZM106 258H107V260H105ZM128 258H129V259H128ZM156 258H159L160 260H159V259L156 260ZM179 258H180V259H179ZM198 258H199V259H198ZM205 258H206V259H205ZM220 258H221V260H220ZM239 258H240V259H239ZM255 258H256V259H255ZM261 258H262V259H261ZM45 259H46V260H45ZM54 259H55V260H54ZM80 259H82V260L80 261ZM92 259H94V260H92ZM162 259H163V260H162ZM170 259H171V260H170ZM176 259H177V260H176ZM195 259H196V260H195ZM200 259H201V260H200ZM231 259H233V260H231ZM235 259H236L237 261H235ZM43 260H44V261H43ZM86 260H89V261H86ZM95 260H96V261H95ZM102 260H103V261H102ZM131 260H132V261H131ZM161 260H162V261H161ZM169 260H170V261H169ZM181 260H182V262H181ZM197 260H198V262H197ZM204 260H206V262H205ZM228 260H229V261H228ZM238 260H240V261H238ZM259 260L261 261V263H260ZM34 261H35V262H34ZM37 261H38V262H37ZM61 261H62L63 263H60ZM65 261H66V263H65ZM68 261H69V262H68ZM90 261H92V262H90ZM93 261H94V262H93ZM130 261H131V262H130ZM137 261H138V262H137ZM155 261H156V262H155ZM157 261H158V263H157ZM164 261H165V262H164ZM166 261H167V262H166ZM202 261H203V262H202ZM231 261H232L233 263H232ZM53 262H54V263H53ZM86 262H87V263H86ZM95 262H96V263H95ZM160 262H161V263H160ZM173 262H174V263H173ZM204 262H205V263H204ZM229 262H230V263H229ZM256 262H257V263H256ZM146 263H147V262L142 263V264H146ZM154 263H153V264H154ZM147 264H148V263H147Z\"/></svg>",
  "mask_w": 264,
  "mask_h": 264
}]
</instances>
